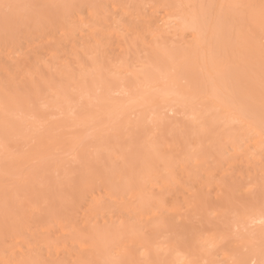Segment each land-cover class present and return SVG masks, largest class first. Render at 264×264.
Segmentation results:
<instances>
[{
  "label": "rangeland",
  "instance_id": "rangeland-1",
  "mask_svg": "<svg viewBox=\"0 0 264 264\" xmlns=\"http://www.w3.org/2000/svg\"><path fill=\"white\" fill-rule=\"evenodd\" d=\"M64 1H65V3H64ZM68 1L67 0H55V2H54V0H53V2H52L51 0H0V44H1L0 48H2L0 51V72H1V74H0L1 75L0 76V97H1L0 98V111H1L0 112V248H1V251H2L3 246H4L3 245L4 243L2 244V242H1L2 241L1 238L3 236L2 234L5 233V231H7L9 229H12V232L14 229V232L16 230V231H21L22 233H25L24 234V241L26 240L25 243L21 241L20 244H19V241H16V242L14 241L15 242L14 245L11 244V243H13V240H11V242L7 241L6 242V245H7L6 252L2 256L0 255V264H17L21 260L22 261L20 263L22 264V263H24L23 258H25L24 264H26V263L27 264L28 263L35 264L36 259L38 261L36 264L51 263L52 259L50 261L49 259H47V256L43 255L44 253L49 252L48 246L51 247L50 251L58 252L59 254L60 253L62 254V255L60 254L59 255L60 258H58L59 261L61 260V264H63V263L64 264H66V263H68V264L73 263L74 264L73 259L78 258V260L75 263V264H77L80 259H82V261L86 260V257L84 258V255L81 251V246H80V248L78 246L79 242H76V244H74L75 246L77 245L76 247L73 244H71V242H70V244H67V242L69 243V241H70L69 235L72 236L73 234H75L79 231L85 232V231H87V229H91L94 231H96L97 229L98 230H104L101 232H105V230H106V233L110 231L109 236L111 237V235H113V237H111V240H112V238L114 239V237H115V241L112 240V242H114V244L113 243H112V245L110 244L111 250L109 248V244H108V246L106 245L105 251L103 252V254H101L102 256L99 257V263L100 264H103L102 261H104V264H107V263H105V260L108 262V264H118V262H119V264H120V262H121V264L122 263L125 264V261H126V264H127V262L129 263V261H130L129 264H157L160 261H161V263L165 264L166 260H168L167 264H183V262L185 264H188L189 261H191L192 259L194 260L195 258L191 259L189 256V260H188V255L185 254V252H187L186 249L184 252V251H182V248L180 246L179 249L176 248V253H175V247H173L169 250V248H167V244L166 245L164 244L165 242L166 243L171 242L174 239L173 238L174 234L172 235V239H171V232L170 231H172L174 228L175 229L177 227L179 228L180 223H181L180 227H182L183 224H184V227H187L189 225L187 221L184 223V220H186L187 217L191 218L190 219L191 222L193 219L192 223L194 225H197L198 228L202 227V230H203L204 229L203 227L205 226L204 231L207 230V228H206L207 226L209 228V225H211L212 221H214L212 226L216 225L215 222L217 220V225L215 227L213 226V228H217L218 224L221 227L219 226L218 230L215 229L214 231L212 228H211V230L209 228V232L211 234L214 232V234L216 235L215 231L217 230V232L219 234L216 235V239H215V236H213L212 240L213 239L216 240L215 248L216 247H217V249H218V247L220 248V245H218L217 242L219 243V241H220L219 237H220V233L222 232V230H221L222 226H223V229L226 230L225 224H227V226H228V223H231L230 221L233 220V222H234V219H237L239 221V219L238 218L232 219V218H230V216L228 217L227 211H225L223 213L222 210H224V209H221L222 205H220V202H219V204H217V206L219 208V205H220L221 210L217 208V206L215 204L216 200H218V198H216L217 195L215 197V193L217 190L216 188H218L215 186L217 184L213 186L214 189H212V184H211L210 189H212V190H210L209 188L206 189L204 187L205 190L203 193L206 197V198L204 197L206 199V201H205L206 203L204 201L202 202V200H199L201 197L200 196L201 194L199 191L202 189V187H200L201 184H200L199 179L202 180V174L205 172V168H206L207 172H209L208 168L213 167L216 164V162L220 161L219 157H221L222 162L224 161L226 154L224 155L225 157H223L220 154L219 155L217 154L223 148L224 149L221 152H223V151L225 152V150H226L224 147L225 145H226L227 149L229 148V145L227 143L223 146L224 139H223L222 135L223 136L226 135L225 136L226 138L228 136H229L228 138L233 137V136L238 137V135H240L241 132L245 131V129L243 128L244 126H242V123L240 121H238L237 119L236 120L238 122L236 121V123H234V121L231 122L232 124L229 122L225 123L227 121H224L225 119L222 116L220 117L219 115H218V118L216 115V120H217L216 121L215 116H213L215 114H212V116H210V115H208L210 112L207 113L208 111H206L207 116L209 118H211V117L214 118L213 122H211L212 119L209 120L208 117L206 119L209 121H207L205 119L206 113L205 114L203 113V115H204L203 119H205L206 121H201L199 119L198 123L202 124V122H203L202 127H204L205 124H208L207 122H210L209 125H205L206 129L203 128V129H205V133L207 130V133L202 135V133H204V131H203L201 133L202 136H201L199 141H198V139L200 137L199 133L201 131H199V133H198L199 137L196 136L197 138H192V136L194 134H196L198 132L197 130H199V129L197 128V126H198L197 122H194L193 125L191 124L192 123L191 121H193V119L189 118L190 119L189 122H191V123H189L187 121L188 120V114L190 116V113L186 114V112L191 111V114H194V112L192 111V105H190L191 102L189 100L191 99L193 107L195 106L193 108V110L195 111V114H194V118H195L196 113H197L196 117L198 116V112L201 113V111H199L200 107L202 110V106L200 104V107H199V103L202 100L206 101L207 97L202 99L201 101H199V99L197 101L196 99L198 98L197 97L198 93L196 94L194 92L195 95H193V93H192V95H190V94L186 95L187 93H191L190 85L188 87H186V84H185L186 81L184 80L183 76H181L182 71H181V75L176 76V74H178L179 71L178 72L175 71V73H174L173 72L174 69L172 70V68H174L173 61L177 60L176 58H172L173 61H172V63H170L171 66H169V60H166L167 62L162 61V62H164L163 64H162V62H160L161 54H160V56L158 55L156 57V53H159V51L162 50L163 47H165L164 51L169 50V49H166L165 41L167 40V38L164 41L165 44L162 43L163 38L161 39V43L163 44V47H162V44L161 45L159 44V42H160V39H159L158 44L161 46V49L155 50V47H158L157 46L158 44L156 45L153 42H155V40H157V39H154V41L150 42L149 39L152 38V34H150L151 31H150V33H148L149 32L147 29L148 25L143 24L144 20L143 19L140 20V15H139L140 21H138L136 15L142 13L141 11H143V9L148 10V11L150 9H152L153 5L154 6L156 5L157 0H154V1L153 0H150V1L145 0V2H144V0H142V1L141 0H131L133 5H131V1H129V0L128 1L124 0V2H123V0H75V1L70 0L69 2ZM115 1H117V2L122 1V3H120V4L125 6V8L127 7L125 13H124L125 10L122 11L123 9L122 8L120 9L119 7H118V11H117V8H115V6H114ZM163 1L160 0V2L166 3L165 0H163ZM203 1H205V3L202 2L201 0H198V2L195 1L194 3H196L198 6L199 2H201L200 3L201 6L203 4L201 10L205 9L204 12L206 11V13H209L212 10L213 11H219L221 0H215V6L213 4V1L212 2L210 0H207V1L203 0ZM107 2H109L110 5H113L114 9L117 11L116 12L117 14L115 13L114 9H113L114 11L111 10L110 8L107 9V6L109 5V4L106 5ZM147 2H148V5H147ZM189 2H191V0ZM189 2L186 1L185 4L187 3L186 5H188ZM210 2H211V5L213 4V6L210 5ZM69 3L72 5H70ZM99 3L102 5V7L106 8V10H103V8L101 10V8H100L102 15L99 12ZM168 3L176 6L178 3H180V0H179V2H178V0H177V2H176V0H168ZM83 4H85V5H83ZM118 4H119V2L117 3V6H118ZM157 4H158V2H157ZM4 5H10V7L5 8ZM81 5H82V7H81ZM65 6H66V9H65ZM83 6H84V8H83ZM85 6H87V8H85ZM132 6H134V8H136V9H134ZM161 6L163 9L165 8V7H163L162 4L160 5V7ZM204 6H205V8H204ZM94 7L95 8L98 7L99 13H97V12L94 13L95 11H97V9H95L93 11ZM167 7H168V5H167ZM183 7H184V5H183ZM194 7H195V5H194ZM213 7H215V9H213ZM216 7H217V9H216ZM51 8H52V10H51ZM185 8H187V6H185ZM175 9H176V7L174 8V10ZM128 10H130L129 12L132 11L131 14H134V15L133 16L132 15L127 16L128 18H126L125 14L129 13ZM49 11L51 12V15L53 18H54V16L56 17V15H57V17L54 18V21L59 18L60 20H58V22H60V23H58L57 21H55V22L51 21L52 18H51L50 13H48ZM59 11H60L61 16H58ZM71 11H72V13H71ZM104 11H105V13H104ZM187 11H188V9H187ZM225 11H226V9H225ZM28 12H30L31 17H30ZM55 12H58V13H55ZM122 12H123L122 15L124 17V18L122 17L123 20L120 19ZM33 13L38 14V15H35V17H34L36 22L32 16ZM91 13L93 15V19L91 17ZM23 14L27 18L29 15V19L27 20V18ZM68 14H69V17H68ZM70 14H71V16H70ZM76 14L78 17L76 16ZM21 16H24V18H26L25 19L26 21H24L26 23L31 18V22H29V24H31V23L32 24L28 26V23H27L26 24L27 27H25V23H23V21H22V20H24V18ZM47 16L49 17V19H47ZM36 17H38V19L40 18L41 22H40V19L38 21ZM67 17L69 18V20L67 19ZM130 17L132 18V20ZM74 18H76V19H74ZM91 19L95 20V21L93 22ZM133 19H135V20H133ZM115 20H117L118 22H116ZM111 21L112 22L115 21V23L113 22V24H112ZM122 21H124V22L122 23ZM141 21H143V23H141ZM33 22H34V24H33ZM64 22H67V24H65ZM83 22H84V24H82ZM86 22H88V23H86ZM135 22H136V24H135ZM57 23H58L59 27L57 26ZM92 23L93 24L96 23L98 25V26H96L97 29H95V26H94L95 24L93 25ZM38 24H40V25H38ZM60 24H63V25H60ZM81 24L83 27L81 26ZM85 24L87 25L86 28H85V26H86ZM115 24L116 25L118 24L117 25L118 27L117 28L115 27V29H118L119 33L123 31L121 33L122 37L120 38V40L122 42L121 41L120 42L122 43V46H124L123 49H125V52H123V53H126V56H127V52H126L127 47H129V49H132L134 52L135 51L137 52L138 46H139V49L141 48L140 50L138 49L140 52L142 49L148 50L149 48H151V50H154L156 53L153 54V52H152V56H150V54H151L150 52L148 53V51L147 52L145 51L146 52L145 53L142 50L143 52H141L139 54L135 53V57H134V55L132 56V53L134 54V52L132 51V53H131V50L129 52V49H128L129 54L124 59L125 61H123L122 55L124 58L125 54L118 52L120 48L122 50V47L120 46L121 43L119 45L120 48H118V41L119 40L117 41L114 36H113V38L110 37L113 35L111 31L114 28ZM142 24L145 27H143ZM19 25H20V27H19ZM55 25H56V27H55ZM91 25H92L91 28L88 27ZM65 26H67L68 30L71 29L73 32L74 31L77 32V34L74 32L76 35L75 38H73L74 35H72V38L70 39L71 33L68 30H67V32L70 33L69 34L70 36L68 34H66V35L63 34V36H62V34L60 35L61 32L62 33L64 32V30H62V28L64 29ZM22 27H23V29H22ZM47 27L49 28V30ZM52 27H53L54 31L52 30ZM127 27H128V29H127ZM220 27L221 26L218 25V27H216L214 30L212 29L215 32L217 38H219L221 33H223L221 31ZM50 28H51V30H50ZM93 28H94V30H93ZM46 29L48 32L46 31ZM125 29H127V30L132 29L133 32L126 31ZM137 29H138V32L141 33V37L139 35H137V33H138ZM259 29H260V31H258ZM261 29H262L261 27L257 28V31H256V29L254 28L253 31L255 30V32H257V33L251 34V37H252V35H256V36H254V38H256L257 41H259L260 43L264 44V42H263L264 41V28H263V30H261ZM27 30H28V35L26 34ZM29 30H30V32H29ZM40 30H43V32L46 31L45 35L43 34V36H41L42 32L39 35L38 31L40 32ZM55 30L57 31V34H55L56 33ZM92 31H93V34L95 32L96 35L91 37ZM253 31H251V32H253ZM50 32H51V34H50ZM53 32H54V36H53ZM65 32H66V28H65ZM247 32L249 33V31H247ZM259 32H260V34H259ZM86 33H88V35H86ZM144 33H145V35L143 36ZM37 34L39 36H37ZM82 34L86 35V36L84 35L85 39L83 38ZM89 34H90V37H89ZM128 34H129V36H128ZM215 34H214V36H215ZM218 34H220V35H218ZM249 35H250V33L248 34V36ZM47 36L50 37L49 43H47L48 38H49ZM59 36H62V41H64V39H66V36H67L68 40L69 39L70 40L68 41L66 39L68 41V44L64 46V43L66 44V42H67V41H65L62 45H60L61 50L60 51L58 50L59 52H57V54H56L57 56L56 55L53 56L56 52V49L57 48L59 49V45H57V41H56V38L59 39ZM105 36H106V38H105ZM137 36H138V39H137ZM147 36H148V39H147ZM167 36L169 37V35H167ZM167 36H165V37H167ZM214 36H213V39L215 38ZM6 37H7V39H6ZM258 37L260 40L258 39ZM91 38H92V40H91ZM124 38H125V42H123ZM254 38H252V39H254ZM262 38H263V40H262ZM30 39L33 41H31ZM73 39H74V41H73ZM80 39H81V41H80ZM113 39L115 40V42ZM172 39H176V37H174ZM172 39H171V43H172V45H174ZM219 39L221 40V36ZM219 39H218V43H219ZM27 40H28L29 44H27ZM93 41L95 42V44H92ZM215 41H216V38H215ZM215 41L213 40L214 43H215ZM77 42H78V44H77ZM82 42L84 44H82ZM113 42H114V44L112 45ZM116 42H117V44H116ZM136 42H141V44L137 45L138 43H136ZM213 42L212 43L210 42V43L212 44L211 50H213L214 46H215L214 52H215V54L217 53V57H216V55H214L215 60H217V62H219V60L221 59L220 63H222L224 66V64L227 63V57H225V54H223L222 51H220L222 49V46H220L221 49L218 48L219 46L216 49L217 43L213 46ZM58 43H60V42H58ZM74 43H76L75 46H74ZM133 43H135L137 47L134 46V48H133ZM11 44H12V49L14 48L12 55H11V52H9V50H12ZM14 44L17 46L19 45V47L22 46L23 49L21 51L16 50L17 46L15 47ZM20 44H22V45H20ZM52 44H54V46ZM88 44H89V47H87ZM168 44H169V48H170L172 45H170V42ZM35 45H36V47L39 48V50L38 49L36 50L38 53V54L36 53V55H37V57H39V60L36 58L35 53H32L31 58H30L31 55L30 56L28 55L27 49H30V46L31 47L34 46V48H35ZM143 45L145 46V48ZM177 45L180 46L181 42ZM177 45H176V41H175L174 47ZM186 45H188V44L182 42L183 47H185ZM51 46L55 47V50L53 48H51ZM76 46H78L77 50L79 51V53L76 49H72V50H76V52L74 51L75 53L71 50L72 47L76 48ZM82 46H84L83 49H82ZM142 46H143V48H142ZM69 47H70V51H69ZM135 47L137 49H135ZM147 47H148V49H147ZM52 49H53L52 52L54 54L52 52H50ZM180 49H178L179 52H180ZM223 49H224V47H223ZM89 50H90V53H89ZM172 50H174V49H172ZM7 51L9 52L10 56H9ZM19 51H20V53H19ZM33 51H35V49H33ZM91 51L93 53H91ZM181 51H182V49H181ZM217 51L221 52V54L219 55V53ZM71 52H72V56H71ZM87 52L89 53V55ZM29 53H30V51H29ZM41 53L43 55V59H42ZM113 53H114V55H113ZM117 53H118V56L120 58L116 57L115 54H117ZM169 53H171V49H170ZM174 53H177V51H174L173 54ZM182 53L180 52L179 55H181ZM33 54H34V56H33ZM50 54L51 55L53 54L52 56L54 57V59L53 58L51 59ZM61 54H63L62 55L63 57L60 56ZM143 54H145L146 56ZM7 55L9 57L12 56V59H11L12 61H10V62L8 61V58H6ZM27 55L29 56V58L27 57ZM104 55H106V56H104ZM164 55H165V53H164ZM177 55H178V53H177ZM65 56H66L67 60L65 59ZM77 56L79 59L81 58V60H80L81 62L78 61ZM172 56L173 55L171 54V56L169 57V54L167 53L168 58H171ZM111 57H112V60H111ZM133 57H134V59H133ZM149 57H150V59H149ZM153 57H154V59H153ZM163 57L164 56L162 55V58ZM167 57L165 56V59H167ZM35 58L38 61H36ZM135 58H137V60H135ZM28 59H29V61H28ZM157 59H159V60H157ZM165 59L163 58V60H165ZM5 60H7L6 65H5V62H6ZM34 60H35V62H34ZM76 60H77V62H76ZM105 60H106V62H105ZM120 60L122 61V64H121ZM126 60H128V61H126ZM3 61H5V62H3ZM67 61H68V64L66 63ZM132 61H133V63L137 61V63L133 64ZM36 62L38 64H36ZM78 62H79V64H78ZM103 62H104V65H103ZM2 63H4L3 65H5V66L1 65ZM23 63H24V65H23ZM8 64L9 65L13 64L12 74H10V75L8 74L9 72L7 73V71L9 70L7 68ZM112 64H113V66H112ZM125 64H126V68L124 67ZM28 65H29V67H28ZM99 65H101V67ZM154 65L157 67V69H156V67H154ZM162 65H163V67H162ZM81 66H82V68H81ZM114 66H117L116 70H115ZM168 66L171 67L170 72L168 70ZM71 68H72V70H71ZM111 68L113 69V71L111 70ZM138 68H140V69L138 70ZM6 69H8V70H6ZM76 69H77V72H76ZM121 69H122V71H121ZM164 70H165V74H164ZM252 70L254 73L253 72H252L253 74L251 72H249V73L252 74V76L256 74V76L252 77L250 75V77L249 76H248V78L246 77L245 80L243 78L244 82H242V78H241L240 81H238L239 83L235 80V76H237V70H236V72L234 71L233 73L231 71H229V73L230 72L232 73V76H229V77H228V75H231V73L228 74L226 72L227 70H223V71L221 70L224 74H221V72H220L221 75L220 76L217 75V77L219 76L220 80L218 82L219 83L221 82L223 87L222 86L220 87L221 84L219 85V83H218V87L220 89L217 88V90H215V92L220 91V93L218 92L219 97L221 96V94H222V96H223V94H225V101H227V109L229 107L228 104H229L230 100H231V102H234V105L236 103V107H237V101H238V104H240L239 102H241L242 105H245V103H246L248 106L247 108L250 107L246 111V113L251 110L250 113H252V118L254 119L253 116H255V121H257L256 119H260V121L262 120L264 123V119H263V117H264V115H263L264 102L261 101V100H264V68L260 67V69H258V71L254 70V69H252ZM4 71H5L6 76H5V74H3ZM109 71H111V72H109ZM166 71H168L169 74L166 73ZM71 72H73V73H71ZM121 72H122V74H120ZM129 72H130V74H129ZM131 72H133V73H131ZM22 73H23V76H22ZM172 73H174V77H172V75H173ZM183 73L185 75V72H183ZM124 74H125V76H124ZM149 74L152 75V76H150V78H149ZM153 74H155L154 78L156 79V80H154V82H153V79H154ZM179 74H180V72H179ZM69 75L72 76V79ZM145 75H146V77H145ZM158 75H160V77ZM257 75H258V77H257ZM165 76H167V77L171 76L174 79V81H173L174 83L177 79V83L173 84L172 79L165 78ZM12 77L15 78V80H13ZM25 77H26V79H25ZM108 77H110V78L108 79ZM151 77H152V80H151ZM131 79H132V81H130ZM201 79H202V76H201ZM213 79H214V77H213ZM88 80H89V82H88ZM168 80L171 81L170 85H169V83L167 84ZM196 80H197V78H196ZM199 80H200V78H199ZM217 80L218 79H215V81H217ZM246 80H247V82H246ZM140 82H141V84H140ZM155 82H156V84H155ZM165 82H166V84H165ZM179 82L185 84L186 89L190 87L189 92L187 90V93L186 94L183 93L184 94L183 96L180 93L181 91H183V89L182 90L180 89V92H178V90H176L177 84H179ZM203 82H204V80H203ZM211 82H212V80H211ZM120 83H121V85H120ZM138 83H139V88H136L138 86ZM150 83H151V85H150ZM194 83L196 84V82H194ZM198 83H201V81H199ZM234 83H235V85L238 84V88L240 89V93H239L238 89H237L238 92L237 93L235 92L236 91L235 87H233ZM112 84L115 88L112 87ZM163 84H165V85H163ZM230 84L232 85V91H231V85ZM2 85H3V87H2ZM140 85H142V86L146 85V86L141 87V91H139ZM162 85L164 87H162ZM202 85H203V83H201V85L198 84V86H202ZM213 85L215 86V84H213ZM86 87H88L87 88L88 91L90 90L89 92L87 91ZM179 87L182 88V86H179ZM210 87H211V84H210ZM247 87H248V89H247ZM249 87H250V89H249ZM57 88H59V89H57ZM97 88H98V90H100L99 92H98ZM143 88L145 90H142ZM155 88H157V90ZM55 90H56V92H55ZM135 90H136V93H135ZM171 90H173V92ZM184 90H185V88H184ZM192 90H194V89H192ZM243 90H245V91H243ZM65 91H66V93H65ZM93 91H95L94 95H93ZM125 91H126V93H125ZM168 91H170V94L174 95L173 96L174 98L176 95V98L180 99L181 102H183L182 97H185V99H187V102L190 103L189 104L190 108L189 109H188V107L186 108V104H187L186 103L184 105V107L187 110H185V108H183V106H182V109L185 112L182 111V109L180 110L181 107L179 105H181V103L179 101H177L176 99H175L176 100L175 102H177V104L179 103V105L176 104L178 108L174 105L175 102L172 103L174 106H172L170 104H169L170 106H167L166 103H167L168 99H165L166 102L163 100V98L166 96V93L163 94L162 92H168ZM70 92L72 93V95L74 94L73 98H72V95L70 94ZM77 92H79L80 94L81 93H83V94L80 95ZM159 92L165 96L162 95L163 96L162 97L161 94L159 95ZM184 92H186V91H184ZM213 92H214V90H213ZM213 92H212V88H211V92H209V93H211L213 95ZM227 92H230V94H228ZM200 93L203 95L205 94L202 92H200ZM233 93H234V96H235V94H237V98L235 96V97H233V100H232L231 98L233 96ZM51 94H52V96H51ZM56 94H57V97H56ZM75 94H76V96H78L77 99H76ZM13 95H14V100L12 99ZM61 95H64L63 99H62ZM158 95H159V98H160V96L162 97V99H160V102L161 101H164V102H161L162 104L161 103L158 104V101H157V104H155V106H153L154 105L153 102L156 100V97ZM206 95L208 96V94H206ZM193 96H195V97L193 98ZM51 97H52V99H51ZM137 97H138V99L143 97L144 99L147 100V102L153 104L151 111L150 112L148 111V116L146 115L147 114L146 112L148 109L146 107H145L146 111L144 112V114L146 113L145 114L146 117H143V114H141L144 111L143 103L145 101L144 102L141 101L143 106L142 107L139 106L140 109L139 108L135 109V106L138 107V104L141 103L140 100L138 103ZM154 97H155V100H152V98L154 99ZM169 97L171 99V96H168V98ZM239 97H240L241 101H240ZM254 97H256V98H254ZM64 98H65V101H64ZM71 98H72V100L70 102ZM97 98H99V99L97 100ZM201 98H202V96H201ZM208 98L210 100V97H208ZM128 99H129V101L131 99L132 103L126 104L127 102H129ZM218 99L219 98L217 97L216 100H218ZM222 99H224V97L221 98V103H222ZM235 99L237 101H235ZM10 100H12V102ZM61 100H63L64 104H63V102H61ZM114 100H115V102H114ZM24 101L27 102L26 105H25ZM99 101L102 103L101 105H100ZM111 101H113V104L111 103ZM193 101H194V103H193ZM107 102H109V104L111 106L108 105ZM223 102H224V100H223ZM10 103L12 105H9ZM154 103H156V101ZM197 103H198V105H197ZM214 104L215 103L210 104L211 106H209V108L207 106V110H210V108L213 109L212 105H214ZM44 105H45V107H44ZM98 105H99V107H98ZM146 105H147V103H146ZM182 105H183V103H182ZM217 105L218 104L216 103V106ZM10 106H12V107H10ZM130 106H132V107H130ZM171 106H172V108L170 110V108H168V107H171ZM224 106H225V103H224ZM238 107H240V105H238ZM9 108H12V109H9ZM96 108H98L99 111H97ZM105 108H107L106 112H105ZM149 108H151V107H149ZM216 108H218V107H216ZM224 108L222 110V106H221L222 112L227 111V110H224ZM240 108L243 109V107H240ZM141 109H143L142 112H140ZM175 109H177V110H175ZM203 109H204V107H203ZM218 109H215L216 114H218V112L220 111V109L219 110ZM230 109H231V106L229 107V110ZM233 109H234V107H233ZM107 110H108V112H107ZM237 110L238 109H236V111ZM243 110H244L243 112H245L246 108H244ZM59 111H60V113H59ZM239 111H241V110H239ZM61 112H62V114H61ZM63 112H64V114H63ZM71 112H73L72 115H71ZM151 112L153 113V116L151 119V121L153 123H152V125H150L149 124L150 121L148 120V121H146V124H145L144 119L146 120V118H148L149 115H151V114H149ZM211 112H212V110H211ZM69 113H70V115H69ZM184 114H185V116L187 115L186 116L187 118L184 116ZM220 114H222V113H220ZM260 114H261V116H260ZM114 115H115V117H114ZM141 115H142V117H141ZM160 115H163V116H160ZM203 115H202V117H203ZM80 117H81V119H80ZM104 117H105V120L103 119ZM171 117H172V119H171ZM176 117H177V119H176ZM178 117H179V119H178ZM221 118H223V119L218 120ZM84 119H86L87 124H85L86 121H85V123H83ZM153 119H155V120H153ZM245 119H246V117H245ZM253 119H250L249 121L253 122ZM103 120H104V122H103ZM141 120L144 121L143 125L141 124L142 123ZM163 120H164V122H163ZM247 120H248V117H247ZM78 121H80L81 123ZM98 121H100V122H98ZM173 121H175V122H173ZM214 121H216L218 125ZM108 122H110V123H108ZM204 122H206V123L204 124ZM78 123L83 125L82 128H81V126H77V125H79ZM238 123H239L241 129H240ZM258 123H259V120H258ZM153 124H154V126H153ZM185 124H186L185 127H187V129L184 127ZM226 124H228V125H226ZM234 124H235V126H234ZM5 125H6V127H5ZM110 125L111 126L114 125V126L111 127ZM162 125H163V127H162ZM166 125H167V129H166ZM181 125H183V127ZM100 126H101V128H99ZM160 126H161L162 131L159 130ZM189 126H190V128H189ZM217 126H218V128H217ZM144 127H145V129H144ZM231 127H232V129H231ZM1 128L5 129V131ZM183 128H184V131L181 132V137H182V135H185L187 138L185 137L186 141H184V139H183L184 143L183 144L181 143L183 145V149H182L183 153L178 154V153H181L182 145L180 144V141L179 142L172 141V136H174L177 133H180V131L183 130ZM200 128H201V126H200ZM225 128H226V130H225ZM71 129H73V130H71ZM100 129L102 132L100 131ZM106 129H107V131H106ZM176 129H177V131H176ZM238 129H240V130H238ZM165 130H166V132H165ZM168 130H169V133H168ZM127 131H128V133H127ZM112 132H113V134H112ZM125 132H126V134H125ZM156 132L158 134L157 139H156V137H157ZM213 132H214V134H213ZM221 132H223V134ZM68 133H70L71 135H69ZM103 133L105 136H103ZM161 134H162V136H161ZM14 135H15V137H14ZM111 135H112V137H111ZM67 136H69V138ZM71 136H72V138H71ZM178 136H177V138H178ZM217 136H218V138H217ZM145 137L147 138V140ZM163 137H165L164 141H163ZM168 137H169L170 141L168 140ZM194 137H195V135H194ZM118 138H119V140H118ZM183 138H184V136H183ZM94 139H95V141H94ZM158 139L160 142L158 141ZM188 140H189V142H188ZM193 140H195V141H193ZM203 141H204V143H203ZM175 143H176V145H175ZM151 145L153 147H151ZM155 145H157V146H155ZM177 146H178V149L180 151L177 150L178 152L175 153L173 150L174 149L176 150ZM207 146H208V148H207ZM204 147H205V149H204ZM72 148L75 152L72 151ZM74 148H76V149L78 148V151L75 150ZM100 148H101V150H100ZM137 148H138V151H137ZM134 149H135V152H134ZM139 149H140V151H139ZM70 150H71V152H69ZM163 150H164V152H162ZM187 150L189 152H187ZM191 151H192V153H191ZM77 152H79L78 155H77ZM224 152L221 154H224ZM154 153H157L156 160H154V157L156 155V154L153 155ZM205 153H207V154L205 155ZM164 154H166V155H164ZM185 155H187V157ZM227 156L228 157H226V159L229 158L228 154H227ZM78 157H79V159H78ZM161 157H163V158H161ZM198 157H199V159H201V158L203 159V161H202L203 166H202V168H200V166H199L200 169L198 170L199 172L200 171L201 172L198 174L196 172L197 176H199L198 178H196V180L194 179L193 174H192L193 179L190 182H188L186 184L187 181L185 180V184L187 185V187H182V186L179 187V192H178L177 198H178V200H180V206H179L180 208L179 207H178V209L176 208L178 210V212H176L177 213L176 217H174L172 219L173 224L170 221L171 226L168 223L169 217L166 216L167 219H165L166 217L165 218L162 217L164 221L162 220V218H160L161 220H159V221H161V222H160V224H158L159 229L162 228L161 231L159 229H156L154 231V234L151 235V234H149V229H151L152 226L149 225L150 228L147 226V228H149V229L144 227L145 224H148L147 221L146 222L144 221L145 224L142 222V224H144V225L140 224V228L142 226L144 228L139 230V228L137 227L138 224L136 225V222L134 221V219L132 221H134L135 224L133 222H131V223L129 222V224L126 222L125 224H123V221L121 219V221H122L121 223L124 226V228L127 225L126 228H128V230L125 229L126 231L124 230V228L122 226L120 227V223H119L120 218H117L118 222L115 220H114L115 222H113V219H115L117 217V215L121 218L125 216L124 219L125 220L127 219V221H128L130 214H128L129 211H127V209L130 210L132 207V206H129V203L133 204L132 200H130L131 195H132L131 192L133 193L134 196H136V199L139 200V198H140V200H141V202L138 200H137V202H135V203H137V207L139 204L143 205V203L145 205H146V203H148L151 206V205H153V203L151 204L152 198H153V202H155V201L159 202V200H158L159 196H160V201L161 202L163 201L161 205L164 207V210L165 209L168 210L169 207L171 206L170 205L171 204L170 201L172 200L171 198H173V202L175 203V205H179V202L177 200H176L177 203L175 202V199H176L175 193H173L172 190H171L172 193L167 192V188H168V191L170 188L166 187V186H169V184L172 182V181H170L171 179L167 175L168 173H169V175L171 174V167L169 169L170 163H173L172 165H174V163H176V166L179 164L177 167H175V165H174V167L176 169L175 170L176 174H177L176 171H178L177 169L180 167V164H181L182 169L180 171L182 174L184 165L190 164L193 166V164H194L195 167H196V165H198L197 161H196L198 159ZM14 158H15V160H13ZM76 158L78 159V161L80 163L76 160ZM160 158H161V161H160ZM184 158L187 159V161H185L186 163H184V165H183V162H184L183 159ZM10 159H11V161H10ZM193 159H195V161ZM215 159H216V161H215ZM81 160L83 163L81 162ZM95 160L96 161L98 160V164H97V162L95 163ZM188 160H190V162H191V160H193V162L188 163ZM234 160L232 158V161H234ZM181 161H182V163H181ZM213 161H214V163H213ZM228 161H229V159H228ZM228 161H227V165H228ZM232 161L230 162L231 166L234 163V162L232 163ZM236 161H239L241 163L240 157L236 158ZM127 162H129V163L127 164ZM198 162L200 163L201 161H198ZM242 162H243V160H242ZM122 163H123V165H122ZM155 163H156V165H155ZM158 163H159V165H158ZM230 163H229V165H230ZM119 165L121 168L119 167ZM227 165H224V168L226 167L225 169L229 170V167H228L229 165L228 166ZM243 165H244V167L242 166V163L240 164V166H237V164H236L230 170L232 172V170L235 169V173L237 172L236 170H238V171L244 170V169H246L245 166H247V164L245 165V163H243ZM248 166H250V165H248ZM132 167H134V169H132ZM155 167H156V169H155ZM191 167H188V168L190 169ZM74 168L76 169V172L74 171L75 170ZM84 169H85V171L87 170V172L89 171V174H92L90 176L92 178H94L95 183H93V190L95 191V193L90 191V189L92 190V188H91L92 186L90 187V189H88L87 187H77V185L79 186L80 184H82L83 180L85 179L84 176L86 174L84 175V173H85ZM140 169H141V172L139 173ZM166 169H169L170 171H168V173H167ZM172 169L174 171L173 167H172ZM247 169H248V167H247ZM247 169H246V171H247ZM111 170H112V172H111ZM186 170H187V168H186ZM186 170L184 173H186ZM191 170H192V168H191ZM252 170H253V168H252ZM126 171H128L129 173H126ZM81 172H84V173H82V175H81ZM187 172H189V170H187ZM214 172H216V171H214ZM214 172L211 171V174L208 173L206 176H209V179H212V177L214 176L213 178L216 181L217 177H219V176L215 177ZM79 173L81 176L79 175ZM145 173H147V175H148L146 181H145V179H146ZM175 173L173 174L174 178H175ZM178 173H179V171H178ZM126 174H128V175H126ZM142 174H144L143 177H141ZM194 174H195V172H194ZM190 175H191V173H190ZM204 175H205V173H204ZM204 175H203V179H204ZM228 175L232 176V175H234V173L231 175V173L228 172ZM78 176L80 178H78ZM87 176H88V173H87ZM171 176L172 175H170V177ZM177 176H178V174H177ZM185 176H186V174H185ZM210 176H212V177L210 178ZM139 177L141 180L139 179ZM152 177H153V179H152ZM173 177H171V178H173ZM81 178H82V181H81ZM166 178H169L168 185H167V182L165 181L166 182L165 183L163 180ZM178 178H179V176H178ZM87 179H88V177H87ZM99 179H101L100 183H102V181L106 182V180H107L110 187H108V185H106L105 182H104L105 186L101 187V186H103V184L100 185ZM197 179L199 181H197ZM206 179H208V178L206 177ZM109 180H111V181L109 182ZM155 180H156V182H155ZM180 180H181V178H180ZM92 181H93V179H92ZM131 181H133V183H131ZM192 181H193V184H192ZM194 181H195V184H194ZM74 182L76 184L75 185L76 187H74ZM78 182H79V184H78ZM86 182H87V180H86ZM88 182H90L92 184V182L90 180H88ZM129 182H130V186H129ZM153 182L159 183V184L161 182L162 187H160V186L159 187L164 192L160 193L159 187L158 186L156 187V185H153L154 184ZM216 182H218V181H216ZM70 183H71L72 187L70 186ZM149 183H152V185L154 186L155 189L153 188V190L155 191V193L151 191L152 188L150 189ZM201 183H203V180ZM208 183H209V181L207 182V184ZM97 184H98V186H97ZM132 184H133V186H132ZM138 184L141 185L143 188L140 189ZM144 184L147 185L149 188H147V186L145 187ZM199 184H200V186H199ZM115 187L117 188V190L115 189ZM131 187H132V189H131ZM85 188L87 189V191ZM171 189H172V187H171ZM83 190H84V192H83ZM103 190H106L107 193H109V190H112V192L114 190L113 194L114 195L116 194L115 198H114V195H112L111 193H110V195H107V193H105V191H103ZM124 190H125V192H124ZM139 190H141V191H139ZM156 190H157V192L159 190V192H158L159 196H157ZM176 190L178 191V187L176 188ZM214 190H215V193H214ZM98 191H100V192L98 193ZM117 191H119L118 196H117ZM129 191H130L131 195L130 194L127 195V193H129ZM133 191L134 192L136 191L137 194H135ZM138 191L140 192V195H139ZM174 191H175V189H174ZM194 191L197 194H198V192L200 194V195L198 194V196H200V197L197 199L198 200L197 204L199 205L201 203V205L198 206V210H199V212L203 211L200 214H198L199 213L198 210L197 211L192 210V205H193V209L194 208L197 209V204L194 207V203H196L195 198H197V196L194 194ZM202 191H203V189H202ZM82 192L84 193V196H83ZM86 192H87V198L85 197ZM241 192H243V191H240V193ZM90 193H91V196H90ZM123 193H125V195ZM163 193H164V196H163ZM237 193L235 194V196L237 198L239 197L238 198L239 201H241V198H242V200H243V201H241V203H242V202H244V199H246L245 202L249 201L250 198L252 197L249 195L250 194L255 195L257 193V191L253 190L250 194H248V192H247V194H246L247 196L245 194L244 195L241 194L242 197L238 196V194L240 195V193H238V194ZM245 193H246V191H245ZM120 194L121 195L123 194V196H121ZM143 194H145V197L143 196ZM126 195H127V197H130L129 199H127V201H126ZM146 195H148L149 197H147ZM173 195H174V197H173ZM194 195H195V197H194ZM219 195L221 197V194H219ZM96 196H97V198H96ZM162 196L165 197L164 198L165 200H162L163 199ZM109 197H112V198H109ZM118 197H120L121 199L119 198V200H118ZM143 197H144V199H143ZM243 197H244V199H243ZM261 197L262 198L264 197V191L261 192ZM93 198H95L94 202H93ZM98 198H99V200H97ZM148 198L149 199L151 198V200L149 201ZM181 198H182V201H181ZM204 198L201 197V199H203V200H204ZM237 198H236V200H237ZM115 199H117V200L115 201ZM213 199H214V202H213ZM247 199H249V200H247ZM120 200L122 201V203ZM123 200H125V201H123ZM129 200H130V202H129ZM165 201H166V203H165ZM263 201H264V198H263L262 202ZM185 202H187V203H185ZM123 203L126 205L125 206L126 211L124 209V214L122 213L123 212L122 210L124 208ZM188 203H189V207H187ZM208 203H209V205H208ZM90 204L91 205L93 204V205L90 207ZM97 204L99 205L98 207H97ZM159 204H160V202H159ZM167 204H168V208H167ZM203 204L206 208H203ZM94 205L97 208L93 207ZM100 205H101V207H100ZM133 206H134V204H133ZM182 206H183V208H182ZM211 206L215 207V210L213 209V207L210 210L209 207H211ZM137 207L134 210H137ZM120 209H121V211H120ZM132 209H133V207H132ZM216 209L218 212L216 211ZM90 210L92 212H90ZM179 210H180V212H179ZM190 210H192V211H190ZM209 210H210V212H211L210 214L212 216L210 214L208 215ZM169 211H171V210H169ZM263 211L261 212L262 214H263ZM120 212L124 216H121ZM204 212H205V215H208V218L206 216H203L204 218H202V213H204ZM216 212H217V215H215ZM92 213H93V215H92ZM161 213H164V211L163 212L161 211ZM165 213L167 214V212H165ZM213 213H214V215H213ZM219 213L221 216L218 215ZM233 213L235 214L236 212H233ZM192 214H193V217H190V216H192ZM224 214H226L227 217L229 218V221L226 223L224 222V220H225L224 217H226V215H224ZM126 215H127V217H126ZM184 215H185V217H184ZM222 215H223V218H222ZM114 216H116V217H114ZM194 216H195V219H194ZM111 217H113L112 221L110 220ZM231 217H233V215ZM234 217H237V214H235ZM177 218H178V220H176ZM209 218L211 220L210 223H208V221H210V220H208ZM228 218H226V220ZM199 219H204L203 221L205 222V224L202 223L203 224L202 225L200 223V222H202V220L200 221ZM108 220H110L111 222ZM150 220H151V218H150ZM150 220H149V222H150ZM155 220L154 221L152 220V221L155 222ZM166 220H168V221H166ZM170 220H171V218H170ZM220 220H221V222H220ZM250 220L248 221V224L245 225V227H247V229H245V227H242L243 232L242 231L240 232L241 228L238 230V227H241V225L239 223V226H238L237 222H236L237 228H236L235 224L232 223L231 225H232L233 229L229 225L228 228H230V229H227L228 233L226 232V234H225V230H223L224 235L221 233L222 234L221 236H225V237L227 236V238L225 239V241H223V243H221V241H220V244H223V248H224V245L226 246V241L232 239L231 241H235L234 246H232L233 242L229 244L227 241L228 248L226 250H228V251L230 249L234 250V247L236 248V245H237V242H236L237 238L236 237H238L239 235L241 236V234L245 235L246 232H249L248 235L252 236L254 233L252 231V233L250 234V231H248V228H250V230L251 229L254 230V227H255V230L256 229L259 230V226H261L262 224L264 225V222H257V221H250ZM156 221L158 223V219ZM249 222H251V224H249ZM117 223H118V225H117ZM138 223H140V221H138ZM164 223H166L167 225L169 224L167 227V230H165L166 224H164ZM220 223H223V224H220ZM101 224L103 226H101ZM108 224H110V225H108ZM115 224L117 225L116 227H115ZM163 224L165 227L163 226ZM241 224H243V223L241 222ZM255 224H256V226H255ZM106 225H108V226H106ZM134 225H135V228H134ZM152 225H153V223H152ZM175 225L176 226L178 225V226L176 227ZM98 226L100 227V229ZM121 228L123 229V231L121 230ZM27 229H29V230H27ZM129 229H130V231L132 229V233H134L135 229H136V231L139 230V231H137V233H144V235H145L144 238L142 239L143 234H139L140 237L137 234L132 235L129 232ZM219 230H220V232H219ZM230 230H232V231L229 234ZM116 231H118L119 233L121 232L120 237H118L119 233L117 232V234H118L117 235ZM175 231H173V233H175ZM260 231L262 234V230H260ZM9 232L7 231V233H9ZM126 232L127 233L129 232L131 235L130 234L126 235L127 234ZM167 232H169V233L167 234ZM123 233H124V235H123ZM157 233H159V234H157ZM214 234H212V235H214ZM155 235H156V239L154 237ZM132 236H133V238H132ZM147 236L149 237L148 241H147ZM256 236H257V233H256ZM110 237H108V241H109ZM116 237H118V241H116ZM263 237H264V235H263ZM151 238L153 239V243H152ZM233 238H235V240H233ZM240 238L241 237H239V240H240ZM66 239H69V241ZM169 239H171V241ZM56 240H57V242H56ZM61 240H64V241L66 240V242H65L66 245H64V246L62 245L63 247L61 246V244H63L64 241H61ZM143 240L145 241L144 242V248L145 249L142 247L143 244L141 245V248L139 246V243L141 244ZM239 240L237 239L238 242H239ZM262 240H264V239H262ZM150 242H151V244L149 246ZM211 242H214V241H211ZM255 242H258V241H255ZM262 243H263V245L260 244L259 248H257V246H256L255 250H259L261 255L264 257V250H263L264 249V242H262ZM103 244H105V242ZM240 244H241V242H240ZM243 244H245L244 240H243ZM255 244H257V243H255ZM80 245H82V244H80ZM118 245H119V247H118ZM136 245L139 246V249H138V246H136ZM162 245H165V246H162ZM170 245L172 246L173 243L171 242ZM239 245H237V246H239ZM251 245L254 248V244L251 243ZM46 246H47V251L45 249ZM73 246L75 249L73 248ZM114 246H115V248H114ZM126 246L128 248H126ZM176 246L178 247V245H176ZM241 246H239L240 249L242 248ZM147 247H150L153 252L151 250H149V248L147 249ZM158 247H160V248H158ZM245 247H246V244H245ZM72 248L74 249V253H73V255H69L72 257V258L69 257L70 260L68 259V255H67V257H66L68 259V261H67V259H65V257H64V256H66V254L63 253L62 251L68 252V254H69V252ZM108 248H109V250H108ZM113 248H114V250H112ZM249 248H251V246H249ZM43 249L45 252L43 251ZM73 249H72V251H73ZM116 249H117V251H116ZM142 249L145 251H143ZM243 249H244V247H243ZM243 249H242V251H243ZM246 249L248 250V245H247ZM119 250L121 252H119ZM123 250H125V251H123ZM137 250H139V251H137ZM140 250L143 251V253ZM146 250H147V252H146ZM215 250L214 249H213V251L211 250L212 251V253H210L211 259L212 258L214 259L215 255L213 254V252H215ZM22 251L24 252L23 254H22ZM113 251H114V254L112 253ZM128 251H129V253H127ZM169 251H171V252L174 251L175 254L179 253L178 255H180V256H181V254L182 255L184 254V256L186 255V257H184V256L180 257L179 256L178 258H180L179 259L180 261L177 262L178 260L175 258V254L173 253L172 256H169ZM208 251L210 252L209 249H208ZM228 251H226V253ZM259 251H258V254H260ZM76 252L78 254H76ZM79 252H81L80 255H79ZM106 252H107V254H106ZM125 252H126V254H125ZM163 252H164V255H163ZM253 252H255V254H256V251H254V249H253L252 253ZM40 253L43 256H41ZM104 253L106 256L104 255ZM222 253H224V252L222 251ZM0 254H2V253L0 252ZM129 254H130V257H129ZM207 254L203 253V255L205 257L207 256ZM235 254H236V252H235ZM235 254H233V255H235ZM114 255H116V256H114ZM226 255L229 256V255H231V253L228 252ZM109 256H110V259H109ZM262 256H261V258H262ZM57 257L58 256L54 257V260H53L54 262H55V260H57ZM111 257L114 258L113 262L110 261ZM160 257H161V259H160ZM162 257L165 258L166 260L163 259ZM258 257L260 258L259 255H258ZM123 258H125L124 261H123ZM215 258H216V260L214 259L215 263L220 264V262L219 263H217V262L223 261L226 257L223 256V259H222V257L220 256L217 259V256H216ZM231 258H233V256ZM235 258L236 257H234L233 260ZM26 259L29 261L26 262ZM63 259H65L66 261L63 262ZM101 259H102V261H100ZM175 259H176V261H175ZM171 260H172V262H171ZM228 260H230V258L226 259L227 262H228ZM233 260H230L229 263L231 264V262ZM96 261H98V260H96ZM262 262H264V258H263V260L261 259V264H262ZM57 263L55 262V264H57ZM210 263H211V261H210ZM259 264H260V262H259Z\"/></svg>",
  "mask_w": 264,
  "mask_h": 264
},
{
  "label": "bare ground",
  "instance_id": "bare-ground-1",
  "mask_svg": "<svg viewBox=\"0 0 264 264\" xmlns=\"http://www.w3.org/2000/svg\"><path fill=\"white\" fill-rule=\"evenodd\" d=\"M52 2H53V0H51ZM68 1V0H67ZM70 1V0H69ZM68 1V2H69ZM75 1V0H74ZM128 1V0H127ZM129 1H131V0H129ZM142 1V0H141ZM147 1V0H146ZM150 1V0H149ZM154 1V0H153ZM163 1V0H162ZM166 1V3H162V2H160V0H157V2H158V4H157V2H156V5L154 6L153 5V8L152 9H150L149 11L148 10H144L143 9V11H141L142 13H140V14H137L136 16H137V20L138 21H140V20H144V23H143V21H141V23H143L144 25L145 24H147L148 25V27H147V29H148V33H150V31H151V33L150 34H152V40L151 39H149L150 40V42H152V41H154V39H157V40H155V42H153L154 44H158V40L160 39V42H159V44L161 45L162 43H164V41L166 40V38H167V40L165 41V43H166V49H169V50H166V51H164V48L165 47H163V44H162V47H163V49L162 50H160L161 49V46L158 44L157 46L158 47H155V50H160L159 51V53H156L154 50H151V48H149L148 49V47H147V49L148 50H144V49H142L144 52L146 51H148V53L150 52L151 54H150V56H152V52H153V54H155L156 53V57L159 55L160 56V54H161V60H160V62H162V61H164V62H167L166 60H169V66H171V64L170 63H172V61H173V59L172 58H176L177 60H174L173 61V65H174V68H172V70H173V72L175 73V71H179L180 72V74H179V72H178V74H176V76L177 75H181V71H182V75L181 76H183V78H184V80L186 81H184L185 82V84H186V87H188L189 85H190V87H191V93H187V90H188V92H189V89H190V87L189 88H187L186 89V87H185V84H183V83H180L179 82V84H177V87H176V90H178V92H180V89L182 90L183 89V91H181L180 93L182 94V96L184 95L183 93H187L186 95H192V93H193V95H195V93L197 94V101H198V99H199V101H201L202 99H204V98H206V101H204V100H202L200 103H199V107H200V104H201V106H202V110H201V107H200V110L199 111H201V113H199L198 112V116L196 117V115H197V113H196V115H195V118H194V114H195V111L193 110V108L195 107H193V104H192V100L190 99L189 101L191 102V104L189 103V102H187V99H185V97H182L183 98V102H181V100L180 99H177L176 98V95H175V98L173 97L174 95L173 94H170V91H168V92H162L163 94H165L166 93V96L165 95H163L162 93H160L159 92V95L161 94V96L163 95V96H165L164 98H163V100L165 101V99H168V101H167V103H166V105L167 106H170V105H172V106H176L177 107V105H179V103L177 104V102H175L176 100L177 101H179L180 103H181V105H179L181 108H180V110L182 109V106H183V108H185L184 107V105L186 104V108L188 107V109L190 108V106H189V104L190 105H192V111L194 112V114H191V111L189 112H186V114H188V113H190V116H189V114H188V122H189V120L190 119H193V121H191V122H189V123H191L192 125L194 124V122H197L198 123V121H199V119L201 120V121H206L207 119V113H209L208 115H210V116H212V114H215V115H213V116H215V120H216V115H217V118H218V115L221 117H223L225 120L224 121H227V122H225V123H231V122H233L234 121V123H236V121L238 120V121H240L241 123H242V126H244L243 128L245 129V131H243V132H241L240 133V135H238V137L237 136H233V137H230V138H226L225 136L226 135H222V137H223V139H224V144H223V146L227 143L228 145H229V148L227 149L226 148V145L224 146L225 147V149L227 150H225V152H224V154H221V153H223V152H221V151H219V153H217L218 155L220 154V155H222L223 157H225L224 155L226 154V157H228L227 156V154L229 155V161H228V159H226V157H225V159H224V161L222 162L221 160V157H219V160L220 161H218V162H216V164L213 166V167H209L208 168V171L209 172H207V170H206V168H205V175H204V173L202 174V180H203V183H201L202 182V180L201 179H199L200 180V184H201V186H200V184H199V186L200 187H202V189H203V191H202V189L199 191L200 192V194H199V192H198V194L202 197V198H204L205 197V195H204V190H205V188L207 189V188H209L210 189V186H211V184H212V189H214L213 188V186L214 185H216L215 187H218V188H216L217 190H216V193H215V190H214V193H215V197H216V195H217V197L216 198H218V200H216V206H217V204H219V202H220V205H222L221 206V209H224V210H222V212L224 213L225 211H227V213H228V217L230 216V218H232V219H234V218H238L239 219V221L237 220V219H234V222H233V220L232 221H230L231 223H228V226L230 225L231 227H232V223L233 224H235V226H236V228H237V225H236V222H237V224H238V226H239V223H240V225H241V227H238V230L241 228V230H240V232L242 231V227H245V225L246 224H248V221L250 220V221H257V222H264V201L262 202V200H263V198L261 197V192L262 191H264V123H263V121L261 120L260 121V119H256L257 121H255V116H253L254 117V119L252 118V113H250V111L249 112H247L246 113V111L250 108H247L248 106H247V104L245 103V105H242L241 104V102H239L240 104H238V101L235 99V101H237V107H236V103H235V105H234V102H231V100H230V102H229V107L231 106V111L229 110V107H228V109H227V101H225V94H223V96H222V94H221V96L219 97L218 96V94L220 93V91H216L215 92V90H217V88L218 89H220L219 87H218V81L220 80V78H219V76L221 75V74H224L222 71L223 70H227L226 72L228 73V74H230L231 72L233 73L234 71L236 72V70H237V76H235V80L238 82V81H240V79L242 78V82H244V80H245V78L247 77L248 78V76L250 77V75L252 76V74L254 73L253 72V70L252 69H254V70H256V71H258V69H260V67H262V68H264V44H262V43H260L259 41H257V39L256 38H254V36H256V35H252V37H251V34H256L257 32H255V30L253 31V29L255 28L256 29V31H257V28H262L261 30H263V28H264V14H262V8H264V0H221V2H220V7H219V11H211V12H209V13H206V11L204 12V10H201V8H202V6H203V4H202V6H201V2H199V4H198V6H197V4L196 3H194L195 1L196 2H198V0H191V2H189L190 0H180V3H178L176 6L175 5H171L170 3H168V0H165ZM189 2L188 3V5H186L185 4V2ZM202 2H204L205 3V1H203V0H201ZM207 1V0H206ZM211 2L213 1V4H214V6H215V0H210ZM54 2H55V0H54ZM82 2V1H81ZM117 1H115L114 3H115V8H117V11H118V7L121 9H123L122 11H124V13L126 12V9H127V7L125 8V6H123V5H121L120 3H122V1H118L119 2V4H118V6H117V3H116ZM123 2H124V0H123ZM126 2V1H125ZM144 2H145V0H144ZM154 2V3H155ZM164 2V1H163ZM176 2H177V0H176ZM178 2H179V0H178ZM211 2H210V5H211ZM64 3H65V1H64ZM127 3V2H126ZM163 5V7H165L164 9L162 8V6L160 7V5L161 4ZM70 4V3H69ZM81 4V3H80ZM107 4H109L108 6H107V9L108 8H110L111 10H113L114 9V7H113V5H110V3L109 2H107L106 3V5ZM213 4L211 5V6H213ZM217 4V3H216ZM70 5H72V4H70ZM77 5V4H76ZM83 5H85V4H83ZM101 4L99 3V12H100V14H101V10H102V8H103V10H106V8H104V7H102V5L100 6ZM131 5H133L132 4V1H131ZM147 5H148V2H147ZM158 5V6H157ZM167 5H168V7H167ZM183 5H184V7H183ZM194 5H195V7H194ZM218 5V4H217ZM233 5H243L244 7H232ZM57 6V5H56ZM123 6V7H122ZM171 6V7H170ZM179 6V7H178ZM185 6H187V8H185ZM191 6V7H190ZM201 6V7H200ZM223 6V7H222ZM74 7V6H73ZM81 7H82V5H81ZM133 8H134V6H132ZM160 7V8H159ZM176 7V9L174 10V8ZM53 8V7H52ZM52 8H51V10H52ZM83 8H84V6H83ZM85 8H87V6H85ZM100 8H101V10H100ZM185 8V9H184ZM192 8V9H191ZM200 8V9H199ZM204 8H205V6H204ZM65 9H66V6H65ZM68 9V8H67ZM95 9H97V11H95L94 13H99L98 12V7L97 8H93V11L95 10ZM134 9H136V8H134ZM187 9H188V11H187ZM213 9H215V7H213ZM216 9H217V7H216ZM225 9H226V11H225ZM115 10V9H114ZM113 10V11H114ZM131 10V9H130ZM130 10H128V12L130 11ZM142 10V9H141ZM190 10V11H189ZM192 10V11H191ZM224 10V11H223ZM35 11V10H34ZM76 11V10H75ZM90 11V10H89ZM116 10H115V13L117 12ZM36 12V11H35ZM79 12V11H78ZM103 12V11H102ZM132 12V11H131ZM131 12H129V13H126L125 14V16H126V18H128L127 16H130V15H134V14H131ZM228 12V13H227ZM29 13V15H30V12H28ZM27 13V14H28ZM45 13V12H44ZM48 13H50V15H51V12L49 11ZM55 13H58V12H55ZM71 13H72V11H71ZM104 13H105V11H104ZM137 13V12H136ZM78 14V13H77ZM77 14H76V16H77ZM117 14V13H116ZM123 12L121 13V17H120V19H122V17H123ZM129 14V15H128ZM24 15V14H23ZM29 15H28V18H27V20L29 19ZM35 15H38V14H32V16H33V18L35 17ZM46 15V14H45ZM73 15V14H72ZM102 15V14H101ZM139 15H140V20H139ZM24 16H21V17H23L24 18ZM58 16H61V14H60V11H59V14H58ZM66 16V15H65ZM70 16H71V14H70ZM75 16V17H76ZM99 16V15H98ZM104 16V15H103ZM111 16V15H110ZM30 17H31V15H30ZM56 17H57V15H56ZM55 16H54V18H56ZM63 17V16H62ZM68 17H69V14H68ZM67 17V19L69 20V18ZM78 17V16H77ZM76 17V18H77ZM91 17H92V19H93V15H92V13H91ZM22 18V19H23ZM26 18H24V20H22L23 21V23H25V27H27V23H28V26L29 25H31V24H29V22H31V18H30V20L29 21H27V23L26 22H24V21H26L25 19ZM37 18V20L39 21V19H38V17H36ZM51 18H52V22H55V21H57L58 22V20H60L59 18L58 19H56L55 21H54V18L52 17V15H51ZM50 18V19H51ZM61 18V17H60ZM65 18V17H64ZM76 18H74V19H76ZM85 18V17H84ZM124 18V17H123ZM131 18V17H130ZM134 18V17H133ZM174 18V19H173ZM47 19H49V17L47 16ZM71 19V18H70ZM91 19V20H92ZM136 19V18H135ZM135 19H133V20H135ZM34 20H35V18H34ZM123 20V19H122ZM131 20H132V18H131ZM72 21V20H71ZM79 21V20H78ZM82 21V20H81ZM93 22L95 21V20H92ZM116 22H118L117 20H115ZM115 21H113L114 23H115ZM35 22H36V20H35ZM40 22H41V19H40ZM69 22V21H68ZM112 22V21H111ZM113 22H112V24H113ZM124 21H122V23H123ZM50 23V22H49ZM58 23H60V22H58ZM58 23H57V26H58ZM65 24H67V22H64ZM71 23V22H70ZM80 23V22H79ZM86 23H88V22H86ZM103 23V22H102ZM33 24H34V22H33ZM78 24V23H77ZM82 24H84V22L82 23ZM82 24H81V26H82ZM93 24V23H92ZM95 24V25H94ZM93 25L95 26V29H97L96 28V26H98L96 23H94ZM111 24V25H112ZM119 24V23H118ZM117 24V25H118ZM128 24V23H127ZM135 24H136V22H135ZM142 24V25H143ZM38 25H40V24H38ZM50 25V24H49ZM60 25H63V24H60ZM86 25V24H85ZM116 25V24H115ZM114 25V28L112 29V36H110V37H112L113 38V36L115 37V39L118 41V48H120L119 47V45H120V43L122 42L121 40H120V38L122 37V32H120L119 33V30L118 29H115V27L117 28L118 26L116 25L115 26ZM134 25V24H133ZM143 25V27H145ZM218 25L219 26H221L220 28H221V31L223 32V33H221V35L220 34H218V35H220L221 36V40L219 39L220 38V36H219V38H217L216 37V34H215V32L213 31L216 27H218ZM51 26V25H50ZM19 27H20V25H19ZM49 27V26H48ZM47 27V28H48ZM55 27H56V25H55ZM54 27V28H55ZM59 27V26H58ZM83 27V26H82ZM81 27V28H82ZM87 27V25L85 26V28ZM88 27H92V25L91 26H88ZM107 27V26H106ZM33 28V27H32ZM31 28V29H32ZM65 28H66V32H65ZM112 28V27H111ZM126 28V27H125ZM132 28V27H131ZM250 30H249V29ZM22 29H23V27H22ZM21 29V30H22ZM61 29V28H60ZM88 29V28H87ZM86 29V30H87ZM127 29H128V27H127ZM127 29H125L126 31H131V32H133L132 31V29L130 30H127ZM213 29V30H212ZM248 29V30H247ZM3 30V29H2ZM48 30H49V28H48ZM50 30H51V28H50ZM52 30H53V27H52ZM62 30H64V32L62 33H60V35L62 34V36H63V34L64 35H66V34H70L71 33V36H70V39L72 38V35H74V37L73 38H75L76 37V35H75V33L77 34V32H73L71 29H67V26H65L64 27V29L62 28ZM67 30L70 32V33H68L67 32ZM85 30V29H84ZM92 30V29H91ZM93 30H94V28H93ZM124 30V31H125ZM144 30V29H143ZM219 30V29H218ZM249 31V33H250V37L248 36V32L247 31ZM34 31V30H33ZM46 31H47V29H46ZM46 31H44L43 32V30H40V32L38 31V34L40 35V33L42 32V34H41V36H43V34L45 35V33H46ZM54 31V30H53ZM56 31V30H55ZM72 31V32H71ZM109 31V30H108ZM251 31H253V32H251ZM258 31H260V29L258 30ZM5 32V31H4ZM13 32V31H12ZM29 32H30V30H29ZM48 32V31H47ZM128 32V33H129ZM137 32H138V29H137ZM147 32V31H146ZM32 33V32H31ZM30 33V34H31ZM12 34V33H11ZM16 34V33H15ZM27 35H28V30H27V33H26ZM37 34V36H39ZM50 34H51V32H50ZM55 34H57V31H56V33ZM214 34H215V36H214ZM259 34H260V32H259ZM258 34V35H259ZM34 35V34H33ZM85 35V34H84ZM84 35L82 34V36H83V38H84ZM86 35H88V33H86ZM85 35V36H86ZM96 34H95V32H94V34H93V31H92V34H91V37L92 36H95ZM127 35V34H126ZM137 35H139L140 37H141V33H137ZM145 35V33L143 34V36ZM167 35H169V37L167 36ZM262 35V34H261ZM53 36H54V32H53ZM62 36H59V39H57L56 38V41H57V45H59V49L57 48L56 49V52H55V54L52 52L53 51V49L55 50V47H53L54 46V44H52L53 46H51V48H53L50 52H52L53 54V56H55L56 54H57V52H59L61 49H60V45H62L65 41H67L68 40V38H67V36H66V39H64V41H62ZM81 36V37H82ZM128 36H129V34H128ZM165 36H167V37H165ZM213 36L216 38V41H215V38L213 39ZM47 37H49V36H47ZM61 37V38H60ZM89 37H90V34H89ZM98 37V36H97ZM109 37V36H108ZM174 37H176V39H172V38H174ZM28 38V37H27ZM32 38V37H31ZM105 38H106V36H105ZM136 38V37H135ZM163 38V39H162ZM165 38V39H164ZM252 38H254V39H252ZM6 39H7V37H6ZM69 39V40H70ZM79 39V38H78ZM85 39V38H84ZM137 39H138V36H137ZM147 39H148V36H147ZM161 39H162V43H161ZM171 39H172V41H173V44L175 45V41H176V45L177 44H179L180 42H181V45L180 46H175L174 47V45H172V43H171ZM218 39H219V43H218ZM256 39V40H255ZM258 39H259V37H258ZM31 40V39H30ZM68 40V41H69ZM88 40V39H87ZM91 40H92V38H91ZM99 40V39H98ZM114 40V39H113ZM211 40V41H210ZM213 40L215 41V43L213 42ZM260 40V39H259ZM262 40H263V38H262ZM31 41H33V40H31ZM54 41V40H53ZM68 41L66 42V44L64 43V46L65 45H67L68 44ZM73 41H74V39H73ZM80 41H81V39H80ZM83 41V40H82ZM89 41V40H88ZM87 41V42H88ZM101 41V40H100ZM121 41V42H120ZM170 42V45H172L170 48H169V42ZM30 42V41H29ZM47 42V41H46ZM50 42V37L48 38V42L47 43H49ZM58 42H60V43H58ZM86 42V43H87ZM94 42V41H93ZM92 42V44H95V42L93 43ZM102 42V41H101ZM114 42H115V40H114ZM114 42L112 43V45L114 44ZM123 42H125V38H124V41ZM182 42H184V43H187L188 45H186L185 47H183L182 46ZM213 42V46L217 43V46H216V49H217V47L218 48H220L221 49V47L220 46H222V49L220 50V51H222V53L223 54H225V57H227V63H225L224 64V66H223V64L222 63H220V60H219V62H217V60H215V57H214V55H216V57H217V53L215 54V52H214V50H215V46H214V49L213 50H211L212 49V44L211 43ZM264 42V41H263ZM8 43V42H7ZM73 43V42H72ZM136 43H138L137 45H139V44H141V42H136ZM164 43V44H165ZM221 43V44H220ZM27 44H29L28 43V40H27ZM75 44L76 43H74V46H75ZM77 44H78V42H77ZM82 44H84L83 42H82ZM81 44V45H82ZM103 44V43H102ZM116 44H117V42H116ZM168 44V45H167ZM1 45V44H0ZM15 45V44H14ZM20 45H22V44H20ZM87 45V44H86ZM125 45V44H124ZM261 45V46H260ZM17 45H15V47H16ZM73 46V45H72ZM92 46V45H91ZM90 46V47H91ZM95 46V45H94ZM121 47H122V50H121V48L119 49V51L118 52H120V53H122V54H125L124 55V58H123V55H122V60L123 61H125L124 59L128 56V54H129V52H130V50H131V53H132V49H129V47H127V49H126V52H127V56H126V53H123V52H125V49H123L124 48V46H122V43H121V45H120ZM126 46V45H125ZM134 46H136V44L135 43H133V48H134ZM144 46V45H143ZM143 46H142V48H143ZM160 46V47H159ZM182 46V47H181ZM27 47V46H26ZM77 47L78 46H76V48H74V47H72L71 48V50L72 49H76L77 50ZM87 47H89V44H88V46ZM108 47V46H107ZM137 47V46H136ZM135 47V49H137ZM177 47V48H176ZM210 47V48H209ZM223 47H224V49H223ZM43 48V47H42ZM63 48V47H62ZM84 48V46H82V49ZM144 48H145V46H144ZM182 49V51H181V49ZM1 49L2 48H0V51H1ZM11 49H12V44H11ZM14 49V48H13ZM13 49L12 50H9V52H11V55H12V53H13ZM23 49V47L22 46H20L19 47V45L17 46V48H16V50H22ZM33 49H35V51L38 49L39 50V48L38 47H36V45H35V48H34V46L33 47H31L30 46V49H27L28 50V55L30 56V58L32 57V53H35V55H36V53H37V51L35 52V51H33ZM128 49H129V52H128ZM138 49H139V46H138ZM137 49V52L135 51H133L134 52V54L132 53V56L134 55V57H135V53H137V54H139V53H141V52H143L142 50H141V52L139 51ZM170 49H171V53H169V51H170ZM172 49H174V50H172ZM178 49H180V52L182 53L181 55H179L180 54V52H179V50ZM59 50V51H58ZM76 50H72L73 52L75 51L76 52ZM20 51H19V53H20ZM29 51H30V53H29ZM69 51H70V47H69ZM78 51V50H77ZM85 51V50H84ZM88 51V50H87ZM93 51V50H92ZM91 51V53H93ZM139 51V52H138ZM174 51H177V53H178V55H177V53H174L173 54V52ZM219 51V50H218ZM217 51V52H218ZM8 52V51H7ZM9 52H8V54H9ZM40 52V51H39ZM74 52V53H75ZM100 52V51H99ZM109 52V51H108ZM145 52V53H146ZM162 52V53H161ZM24 53V52H23ZM44 53V52H43ZM73 53V54H74ZM78 53H79V51H78ZM88 53V52H87ZM89 53H90V50H89ZM89 53H88V55H89ZM164 53H165V55H164ZM167 53L169 54V57L171 56V54L174 56H172L171 58H168L167 57ZM213 53V54H212ZM219 53V55L221 54V52H218ZM38 54V53H37ZM27 55V57L29 58V56ZM41 55H42V53H41ZM51 55V54H50ZM51 55V59L53 58L54 59V57ZM59 55V54H58ZM63 54H61L60 56H62ZM79 55V54H78ZM113 55H114V53H113ZM112 55V56H113ZM116 55V57H118V58H120L119 56H118V53L117 54H115ZM143 55H145V54H143ZM162 55L164 56L163 58L165 59V56L167 57V59H165V60H163V58H162ZM8 56V55H7ZM6 56V58H8V61L10 62V61H12L11 59H12V56L11 57H9L10 56V54H9V56L7 57ZM33 56H34V54H33ZM57 56V55H56ZM70 56V55H69ZM71 56H72V52H71ZM70 56V57H71ZM83 56V55H82ZM85 56V55H84ZM92 56V55H91ZM104 56H106V55H104ZM146 56V55H145ZM177 56V57H176ZM223 56V55H222ZM5 57V56H4ZM50 57V56H49ZM63 57V56H62ZM134 57H133V59H134ZM155 57V56H154ZM154 57H153V59H154ZM219 57V56H218ZM36 58L39 60V57H37V55H36ZM35 58V59H36ZM74 58V57H73ZM101 58V57H100ZM115 58V57H114ZM129 58V57H128ZM139 58V57H138ZM27 59V58H26ZM36 59V61H38ZM42 59H43V55H42ZM49 59V58H48ZM47 59V60H48ZM65 59L67 60V58H66V56H65ZM77 59H78V61H80L81 60V58L79 59L78 58V56H77ZM105 59V58H104ZM103 59V60H104ZM132 59V60H133ZM149 59H150V57H149ZM152 59V58H151ZM172 59V60H171ZM214 59V60H213ZM56 60V59H55ZM84 60V59H83ZM111 60H112V57H111ZM135 60H137V58H135ZM134 60V61H135ZM157 60H159V59H157ZM6 61V62H5ZM5 61H3V62H5V65L7 64V60H5ZM26 61V60H25ZM28 61H29V59H28ZM117 61V60H116ZM121 61V60H120ZM126 61H128V60H126ZM142 61V60H141ZM27 62V61H26ZM34 62H35V60H34ZM76 62H77V60H76ZM81 62V61H80ZM105 62H106V60H105ZM155 62V61H154ZM159 62V61H158ZM164 62H162V64L164 63ZM67 64H68V61L66 62ZM116 63V62H115ZM132 63H133V61H132ZM135 64L137 63V61L136 62H134ZM133 63V64H134ZM152 63V62H151ZM4 63H2L1 65H3ZM36 64H38L37 62H36ZM66 64V65H67ZM78 64H79V62H78ZM101 64V63H100ZM121 64H122V61H121ZM131 64V63H130ZM154 64V63H153ZM5 65H3V66H5ZM23 65H24V63H23ZM40 65V64H39ZM81 65V64H80ZM103 65H104V62H103ZM119 65V64H118ZM117 65V66H118ZM141 65V64H140ZM144 65V64H143ZM152 65V64H151ZM227 65V66H226ZM16 66V65H15ZM69 66V65H68ZM72 66V65H71ZM100 67H101V65H99ZM112 66H113V64H112ZM117 66H114L115 67V70H116V67ZM136 66V65H135ZM168 66V70H169V72L171 71L170 69H171V67H169ZM2 67V66H1ZM28 67H29V65H28ZM36 67V66H35ZM105 67V66H104ZM103 67V68H104ZM109 67V66H108ZM113 67V68H114ZM125 68H126V64H125V66H124ZM154 67H156L155 65H154ZM162 67H163V65H162ZM165 67V66H164ZM3 68V67H2ZM5 68V67H4ZM7 68L9 69H6V70H8L7 71V73L10 75V74H12V69H13V64L11 65H9L8 64V66H7ZM15 68V67H14ZM38 68V67H37ZM81 68H82V66H81ZM134 68V67H133ZM150 68V67H149ZM166 68V67H165ZM164 68V69H165ZM11 69V70H10ZM140 68H138V70H139ZM142 69V68H141ZM156 69H157V67H156ZM167 69V68H166ZM165 69V70H166ZM233 69V70H232ZM236 69V70H235ZM2 70V69H1ZM5 70V69H4ZM71 70H72V68H71ZM111 70L113 71V69L111 68ZM128 70V69H127ZM162 70V69H161ZM165 70H164V74H165ZM222 70V71H221ZM94 71V70H93ZM120 71V70H119ZM121 71H122V69H121ZM125 71V70H124ZM163 71V70H162ZM229 71H231L230 73H229ZM29 72V71H28ZM76 72H77V69H76ZM99 72V71H98ZM109 72H111V71H109ZM154 72V71H153ZM169 72L168 71H166V73H168L169 74ZM183 72H185V75H184V73ZM220 72H221V74H220ZM249 72H253L252 74H250ZM71 73H73V72H71ZM108 73V72H107ZM131 73H133V72H131ZM155 73V72H154ZM174 73H172L173 75H172V77H174ZM232 73H231V75H228V77L229 76H232ZM0 74H1V72H0ZM3 74H5V71H4V73ZM120 74H122V72L120 73ZM129 74H130V72H129ZM128 74V75H129ZM33 75V74H32ZM142 75V74H141ZM154 75L155 74H153V78H154ZM157 75V74H156ZM171 75V74H170ZM217 75H219L218 77H217ZM1 76V75H0ZM5 76H6V74H5ZM8 76V75H7ZM22 76H23V73H22ZM70 77H71V79H72V76L71 75H69ZM75 76V75H74ZM124 76H125V74H124ZM150 76H152L151 74H149V78H150ZM159 77H160V75H158ZM201 76H202V79H201ZM234 76V75H233ZM254 76H256V74L255 75H253L252 77H254ZM76 77V76H75ZM145 77H146V75H145ZM156 77V76H155ZM158 77V78H159ZM171 76H169V77H167V76H165V78H169V79H172V82L174 81V79L172 78ZM213 77H214V79H213ZM224 77V76H223ZM257 77H258V75H257ZM13 78V77H12ZM18 78V77H17ZM110 77H108V79H109ZM157 78V79H158ZM163 78V77H162ZM161 78V79H162ZM196 78H197V80H196ZM199 78H200V80H199ZM233 78V77H232ZM243 78H244V80H243ZM256 78V77H255ZM262 78V77H261ZM9 79V78H8ZM25 79H26V77H25ZM31 79V78H30ZM215 79H218L217 81H215ZM224 79V78H223ZM253 79V78H252ZM259 79V78H258ZM13 80H15V78H13ZM151 80H152V77H151ZM154 80H156L155 78L153 79V82H154ZM203 80H204V82H203ZM211 80H212V82H211ZM109 81V80H108ZM130 81H132V79L130 80ZM149 81V80H148ZM166 81V80H165ZM170 80H168V82H167V84L169 83V85L171 84V81L169 82ZM199 81H201V83H203V85L202 86H198V84L199 85H201V83H198ZM230 81V80H229ZM13 82V81H12ZM88 82H89V80H88ZM94 82V81H93ZM136 82V81H135ZM194 82H196V84L194 83ZM211 84V87H210V84ZM246 82H247V80H246ZM129 83V82H128ZM134 83V82H133ZM143 83V82H142ZM177 83V79H176V81H175V83L173 82V84H176ZM230 83V82H229ZM239 83V82H238ZM2 84V83H1ZM91 84V83H90ZM110 84V83H109ZM140 84H141V82H140ZM155 84H156V82H155ZM165 84H166V82H165ZM165 84H163V85H165ZM194 84V85H193ZM213 84H215V86L213 85ZM221 84V85H220ZM120 85H121V83H120ZM150 85H151V83H150ZM149 85V86H150ZM161 85V84H160ZM162 85V87H164ZM219 85H220V87L222 86V83L220 82L219 83ZM224 85V84H223ZM231 85V84H230ZM244 85V84H243ZM37 86V85H36ZM91 86V85H90ZM98 86V85H97ZM144 87L146 86V85H143ZM142 85H140V89H139V91H141V87H143ZM179 86H182V88H180ZM249 86V85H248ZM2 87H3V85H2ZM81 87V86H80ZM89 87V86H88ZM88 87H86V89L88 88ZM102 87V86H101ZM112 87L113 88H115L114 86H113V84H112ZM158 87V86H157ZM203 87V88H202ZM215 89H214V88ZM223 87V86H222ZM233 87H235V92L237 93L238 91H237V89L239 90V93H240V89L238 88V84L237 85H235V83H234V86ZM243 87V86H242ZM135 88V87H134ZM136 88H139V83H138V86L136 87ZM184 88H185V90H184ZM199 88V89H198ZM211 88H212V92H213V90H214V92H213V95L211 94V93H209V92H211ZM57 89H59V88H57ZM70 89V88H69ZM74 89V88H73ZM100 89V88H99ZM132 89V88H131ZM156 90H157V88H155ZM192 89H194V90H192ZM247 89H248V87H247ZM249 89H250V87H249ZM253 89V88H252ZM36 90V89H35ZM75 90V89H74ZM97 90H98V88H97ZM138 90V89H137ZM142 90H145L144 88L142 89ZM234 90V89H233ZM54 91V90H53ZM87 91H88V89H87ZM90 91V90H89ZM88 91V92H89ZM100 90H98V92H99ZM121 91V90H120ZM162 91V90H161ZM166 91V90H165ZM172 92H173V90H171ZM184 91H186V92H184ZM209 91V92H208ZM225 91V90H224ZM231 91H232V85H231ZM242 91V90H241ZM243 91H245V90H243ZM248 91V90H247ZM251 91V90H250ZM249 91V92H250ZM55 92H56V90H55ZM81 92V91H80ZM84 92V91H83ZM195 92V93H194ZM200 92H202V93H205L204 95L203 94H201ZM226 92V91H225ZM224 92V93H225ZM61 93V92H60ZM65 93H66V91H65ZM69 93V92H68ZM78 94H80L79 92H77ZM94 93H95V91H93V95H94ZM125 93H126V91H125ZM135 93H136V90H135ZM147 93V92H146ZM177 93V92H176ZM228 94H230V92H227ZM253 93V92H252ZM55 94V93H54ZM70 94L72 95V93L70 92ZM81 94H83V93H81ZM80 94V95H81ZM116 94V93H115ZM206 94H208V96L206 95ZM216 94V95H215ZM251 94V93H250ZM89 95V94H88ZM121 95V94H120ZM159 95L156 97V100H155V97H154V99L152 98V100H155L156 101V103H154L153 101V104H151V103H149V102H147V100L146 99H144L143 97L142 98H139L138 99V97H137V99H138V103H139V100H140V102L141 101H145L144 103H143V105H142V102L141 103H139L138 104V107L137 106H135V109L136 108H139L140 109V107H142L143 106V109H144V111L142 112V110L143 109H141V111L140 112H142L141 114H143V117H146L145 116V114L148 116V111L150 112L151 111V109H152V107L153 106H155V104H157V101H158V104L159 103H161V102H164V101H161L160 102V99H162V97L160 96V98H159ZM210 95V96H209ZM239 95V94H238ZM51 96H52V94H51ZM73 96H74V94L72 95V98H73ZM75 96H76V94H75ZM168 96H171V99H170V97L168 98ZM179 96V95H178ZM201 96H202V98H201ZM219 98L218 100H216L217 99V97ZM235 96H236V98H237V94H235ZM234 96V93H233V96H232V100H233V97H235ZM54 97V96H53ZM56 97H57V94H56ZM60 97V96H59ZM61 97H62V99H63V97H64V95H61ZM80 97V96H79ZM92 97V96H91ZM103 97V96H102ZM180 97V96H179ZM195 96H193V98H194ZM208 97H210V100H209V98ZM224 97V99H222V103H221V98H223ZM1 98V97H0ZM16 98V97H15ZM72 98L70 99V102H71V100H72ZM78 98V96H76V99ZM84 98V97H83ZM89 98V97H88ZM128 98V97H127ZM131 98V97H130ZM135 98V97H134ZM181 98V99H182ZM192 98V99H193ZM216 98V99H215ZM254 98H256V97H254ZM12 99L14 100V95H13V97H12ZM51 99H52V97H51ZM54 99V98H53ZM99 98H97V100H98ZM102 99V98H101ZM100 99V100H101ZM106 99V98H105ZM159 99V100H158ZM176 99V100H175ZM239 99H240V97H239ZM16 100V99H15ZM69 100V99H68ZM88 100V99H87ZM134 100V99H133ZM136 100V99H135ZM150 100V99H149ZM223 100H224V102H223ZM243 100V99H242ZM11 102H12V100H10ZM9 101V102H10ZM21 101V100H20ZM64 101H65V98H64ZM76 101V100H75ZM109 101V100H108ZM128 101H129V99H128ZM137 101V100H136ZM151 101V100H150ZM171 101V102H170ZM186 101V102H185ZM204 101V102H203ZM211 103H210V102ZM220 101V102H219ZM240 101H241V99H240ZM261 101H263L264 102V100H261ZM7 102V101H6ZM25 102V105L27 104V102L26 101H24ZM61 102H63V100H61ZM78 102V101H77ZM86 102V101H85ZM90 102V101H89ZM100 102V101H99ZM105 102V101H104ZM114 102H115V100H114ZM120 102V101H119ZM123 102V101H122ZM125 102V101H124ZM127 102V101H126ZM134 102V101H133ZM166 102V101H165ZM169 102V103H168ZM175 102V104L173 105L172 103H174ZM209 102V103H208ZM244 102V101H243ZM17 103V102H16ZM66 103V102H65ZM108 103V105H110L109 104V102H107ZM111 103L113 104V101H111ZM130 103H132V100L130 99V101L129 102H127L126 104H130ZM146 103H147V105H146ZM182 103H183V105H182ZM193 103H194V101H193ZM213 103H215L214 105H212L213 106V109L212 108H210V110H207V106H208V108H209V106H211L210 104H213ZM216 103L218 104L217 106H216ZM224 103H225V106H224ZM6 104V103H5ZM8 104V103H7ZM15 104V103H14ZM63 104H64V102H63ZM84 104V103H83ZM102 103L100 102V105H101ZM106 104V103H105ZM162 104V103H161ZM170 104V105H169ZM177 104V105H176ZM209 104V105H208ZM9 105H12L11 103L9 104ZM46 105V104H45ZM45 105H44V107H45ZM136 105V104H135ZM153 105V106H152ZM165 105V104H164ZM165 105V106H166ZM197 105H198V103H197ZM205 105V106H204ZM238 105H240V107H243V109L244 108H246V110H245V112H243L244 110L242 109V108H240V107H238ZM6 106V105H5ZM103 106V105H102ZM111 106V105H110ZM120 106V105H119ZM140 106V107H139ZM172 106L171 107H168V108H170V110H171V108H172ZM220 107L219 109H220V111L218 112V114H216V112H215V109H218V108H216V107ZM221 106H222V110H223V108H224V110H227V111H223L222 112V110H221ZM254 106V105H253ZM10 107H12V106H10ZM18 107V106H17ZM69 107V106H68ZM98 107H99V105H98ZM130 107H132V106H130ZM148 108L147 109V112L144 114V112L146 111V108ZM149 107H151V108H149ZM162 107V106H161ZM160 107V108H161ZM203 107H204V109H203ZM215 107V108H214ZM233 107H234V109H233ZM14 108V107H13ZM56 108V107H55ZM54 108V109H55ZM88 108V107H87ZM90 108V107H89ZM103 108V107H102ZM110 108V107H109ZM108 108V109H109ZM178 108V107H177ZM185 108V110H187ZM9 109H12V108H9ZM93 109V108H92ZM97 109V111H99L98 110V108H96ZM100 109V108H99ZM106 109L107 108H105V112H106ZM150 109V110H149ZM206 109V110H205ZM218 109V110H219ZM236 109H238L237 111H236ZM252 109V108H251ZM68 110V109H67ZM173 110V109H172ZM175 110H177V109H175ZM191 110V109H190ZM211 110H212V112H211ZM239 110H241V111H239ZM65 111V110H64ZM126 111V110H125ZM164 111V110H163ZM182 111H184L183 109H182ZM181 111V112H182ZM206 111H208L207 113H206ZM217 111V110H216ZM1 112V111H0ZM69 112V111H68ZM107 112H108V110H107ZM111 112V111H110ZM109 112V113H110ZM139 112V111H138ZM185 112V111H184ZM243 112V113H242ZM59 113H60V111H59ZM72 113L73 112H71V115H72ZM96 113V112H95ZM99 113V112H98ZM137 113V112H136ZM203 113L205 114L206 113V117H205V119H203L204 118V115H203ZM220 113H222V114H220ZM61 114H62V112H61ZM60 114V115H61ZM63 114H64V112H63ZM139 114V113H138ZM149 114H151V115H149V117L148 118H146V120L144 119V121H145V124H146V121H150L149 122V124L150 125H152V121H151V119H152V116H153V113L151 112V113H149ZM244 114V115H243ZM247 116H246V115ZM250 114V115H249ZM69 115H70V113H69ZM68 115V116H69ZM118 115V114H117ZM120 115V114H119ZM126 115V114H125ZM129 115V114H128ZM137 115V114H136ZM202 115H203V117H202ZM236 115V116H235ZM263 115H264V112H263ZM4 116V115H3ZM66 116V115H65ZM78 116V115H77ZM133 116V115H132ZM138 116V115H137ZM160 116H163V115H160ZM184 116H185V114H184ZM187 116V115H186ZM185 116V117H186ZM193 116V117H192ZM235 116V117H234ZM260 116H261V114H260ZM114 117H115V115H114ZM139 117V116H138ZM141 117H142V115H141ZM184 117V118H185ZM245 117H246V119H245ZM247 117H248V120H247ZM251 117V118H250ZM83 118V117H82ZM187 118V117H186ZM190 118V119H189ZM209 118V117H208ZM223 118H221V119H218V120H222ZM74 119V118H73ZM80 119H81V117H80ZM91 119V118H90ZM93 119V118H92ZM104 120H105V117L103 118ZM142 119V118H141ZM163 119V118H162ZM171 119H172V117H171ZM174 119V118H173ZM176 119H177V117H176ZM178 119H179V117H178ZM210 119H212L211 120V122H213V119L214 118H209V120ZM237 119V120H236ZM250 119H253V122L252 121H249ZM263 119H264V117H263ZM71 120V119H70ZM79 120V119H78ZM104 120H103V122H104ZM123 120V119H122ZM153 120H155V119H153ZM209 120H207V121H209ZM258 120H259V123H258ZM75 121V120H74ZM85 121H86V119H84V122L83 123H85ZM94 121V120H93ZM142 121V120H141ZM144 121H142V125H143V122ZM200 121V122H201ZM217 121V120H216ZM216 121H214V122H216ZM237 121V122H238ZM78 122H80V121H78ZM98 122H100V121H98ZM106 122V121H105ZM159 122V121H158ZM163 122H164V120H163ZM173 122H175V121H173ZM219 122V121H218ZM222 122V121H221ZM239 122V123H240ZM81 123V122H80ZM82 123V124H83ZM96 123V122H95ZM108 123H110V122H108ZM206 122H204V124H205ZM208 124H205V125H209L210 124V122H207ZM239 123H238V125H239ZM240 123V124H241ZM35 124V123H34ZM79 124V123H78ZM85 124H87V121H86V123ZM90 124V123H89ZM92 124V123H91ZM101 124V123H100ZM148 124V123H147ZM148 124V125H149ZM196 124V123H195ZM202 124H203V122H202ZM201 123L199 124L198 123V126H197V128L199 129V130H197L198 132L196 133V134H194L195 135V137H194V135L192 136V138H197L196 136H198L199 137V135H200V137H199V139H198V141L200 140V138H201V136L203 135V134H206L207 133V130H206V133H205V129H206V126L204 125V127H202L203 125H202ZM216 124H217V122H216ZM232 124V123H231ZM103 125V124H102ZM101 125V126H102ZM129 125V124H128ZM165 125V124H164ZM212 125V124H211ZM214 125V124H213ZM218 125V124H217ZM226 125H228V124H226ZM77 126H81V128H82V126L83 125H81V124H79V125H77ZM85 126V125H84ZM98 126V125H97ZM101 126L99 127V128H101ZM111 126V125H110ZM112 126H114V125H112ZM111 126V127H112ZM153 126H154V124H153ZM182 127H183V125H181ZM186 126V124L184 125V127ZM200 126H201V128L203 129V128H205V129H201L200 128ZM234 126H235V124H234ZM5 127H6V125H5ZM4 127V128H5ZM68 127V126H67ZM87 127V126H86ZM162 127H163V125H162ZM169 127V126H168ZM239 127H240V125H239ZM66 128V127H65ZM69 128V127H68ZM80 128V129H81ZM98 128V129H99ZM155 128V127H154ZM165 128V127H164ZM180 128V127H179ZM186 129H187V127H185ZM189 128H190V126H189ZM217 128H218V126H217ZM234 128V127H233ZM1 129H3V128H1ZM9 129V128H8ZM144 129H145V127H144ZM166 129H167V125H166ZM182 129V128H181ZM201 129V130H200ZM215 129V128H214ZM231 129H232V127H231ZM240 129H241V127H240ZM240 129H238V130H240ZM4 131H5V129H3ZM71 130H73V129H71ZM109 130V129H108ZM136 130V129H135ZM155 130V129H154ZM159 130H161L162 131V129H161V126H160V129ZM225 130H226V128H225ZM234 130V129H233ZM232 130V131H233ZM84 131V130H83ZM90 131V130H89ZM100 131H101V129H100ZM104 131V130H103ZM106 131H107V129H106ZM139 131V130H138ZM176 131H177V129H176ZM179 131V130H178ZM184 131V128H183V130H181L180 131V133H177V134H175L174 136H172V141H174V142H179L180 141V144L182 143H184V141H186V139H185V135H182V137H181V132H183ZM199 131H201L200 133H199ZM204 131V133H202ZM216 131V130H215ZM93 132V131H92ZM102 132V131H101ZM165 132H166V130H165ZM106 133V132H105ZM127 133H128V131H127ZM159 133V132H158ZM168 133H169V130H168ZM198 133H199V135H198ZM201 133H202V135H201ZM222 134H223V132H221ZM69 135H71L70 133H68ZM112 134H113V132H112ZM125 134H126V132H125ZM156 134H157V132H156ZM166 134V133H165ZM186 134V133H185ZM213 134H214V132H213ZM228 134V133H227ZM74 135V134H73ZM119 135V134H118ZM153 135V134H152ZM164 135V134H163ZM179 135V136H178ZM212 135V134H211ZM13 136V135H12ZM103 136H105L104 135V133H103ZM109 136V135H108ZM157 137H156V139L158 138V134L156 135ZM161 136H162V134H161ZM160 136V137H161ZM177 136H178V138H177ZM183 136H184V138H183ZM188 136V135H187ZM14 137H15V135H14ZM66 137V136H65ZM68 138H69V136H67ZM91 137V136H90ZM111 137H112V135H111ZM207 137V136H206ZM226 139H225V138ZM71 138H72V136H71ZM110 138V137H109ZM146 138V137H145ZM171 138V137H170ZM187 138V137H186ZM217 138H218V136H217ZM81 139V138H80ZM115 139V138H114ZM183 139H184V141H183ZM222 139V140H223ZM71 140V139H70ZM118 140H119V138H118ZM146 140H147V138H146ZM165 140V137H163V141ZM168 140H169V137H168ZM208 140V139H207ZM94 141H95V139H94ZM99 141V140H98ZM101 141V140H100ZM145 141V140H144ZM158 141H159V139H158ZM170 141V140H169ZM193 141H195V140H193ZM206 141V140H205ZM18 142V141H17ZM74 142V141H73ZM116 142V141H115ZM160 142V141H159ZM167 142V141H166ZM188 142H189V140H188ZM187 142V143H188ZM197 142V141H196ZM213 142V141H212ZM72 143V142H71ZM151 143V142H150ZM155 143V142H154ZM168 143V142H167ZM203 143H204V141H203ZM215 143V142H214ZM84 144V143H83ZM181 144V145H182ZM189 144V143H188ZM196 144V143H195ZM77 145V144H76ZM161 145V144H160ZM175 145H176V143H175ZM174 145V146H175ZM100 146V145H99ZM143 146V145H142ZM155 146H157V145H155ZM154 146V147H155ZM77 147V146H76ZM80 147V146H79ZM83 147V146H82ZM146 147V146H145ZM151 147H153L152 145H151ZM180 147V146H179ZM185 147V146H184ZM144 148V147H143ZM157 148V147H156ZM188 148V147H187ZM207 148H208V146H207ZM217 148V147H216ZM75 150H77L78 151V148L76 149V148H74ZM81 149V148H80ZM136 149V148H135ZM135 149H134V152H135ZM174 149V148H173ZM182 149H183V145H182V147H181V153H178V154H182L183 153V151H182ZM204 149H205V147H204ZM212 149V148H211ZM100 150H101V148H100ZM180 151L179 149H178V146H177V148H176V150L174 149L173 151L175 152V153H177L178 151ZM189 150V149H188ZM187 150V152H189ZM72 151H74L73 150V148H72ZM137 151H138V148H137ZM139 151H140V149H139ZM185 151V150H184ZM193 151V150H192ZM192 151H191V153H192ZM210 151V150H209ZM69 152H71V150L69 151ZM75 152V151H74ZM146 152V151H145ZM162 152H164V150L162 151ZM161 152V153H162ZM221 152V153H220ZM78 153L79 152H77V155H78ZM150 153V152H149ZM82 154V153H81ZM117 154V153H116ZM135 154V153H134ZM137 154V153H136ZM147 154V153H146ZM152 154V153H151ZM156 154V155H155ZM207 153H205V155H206ZM153 155H155V157H154V160H156V157H157V153H154ZM164 155H166V154H164ZM81 156V155H80ZM79 156V157H80ZM115 156V155H114ZM123 156V155H122ZM186 157H187V155H185ZM79 157H78V159H79ZM83 157V156H82ZM212 157V156H211ZM214 157V156H213ZM216 157V156H215ZM240 157V159H241V163H242V166L244 167V165H243V163H245V165L247 164V166H245L246 167V169H247V167H248V169H247V171H246V169H244V170H241V171H238V170H236L237 172L235 173V169L234 170H232V172H231V170L230 169H232V167L233 166H235L236 164H237V166H240V162L239 161H236V158H239ZM74 158V157H73ZM161 158H163V157H161ZM161 158H160V161H161ZM182 158V157H181ZM232 158H233V160L234 161H232ZM243 158V159H242ZM78 159L76 158V160L78 161ZM82 159V158H81ZM124 159V158H123ZM189 159V158H188ZM202 159V158H201ZM201 159H199V157H198V159L196 160L197 161V164L198 165H196V167L194 166V164H193V166L192 165H190V164H186V165H184V163H186L185 161H187V159H183L184 160V162H183V173L181 174V164H180V167L177 169L178 171H179V173H178V171H176L177 172V174H178V176H179V178H178V176H177V174L175 173V167H177L176 166V163H174V165H175V167H174V165H172L173 163H170V166H169V169H170V167H171V174L170 175H172L171 177H173L174 175V173H175V178L173 179V178H171L170 177V175H169V173H168V171H170L169 169H166V172L168 173L167 175L169 176V178L171 179L170 181H172L170 184H169V186H166V187H169L170 189H169V191H168V188H167V192L168 193H175V195H176V199H175V202H176V200L179 202V205H175V203L173 202V198H171L172 200L170 201V207H169V209L168 210H164V207L161 205L162 204V202L160 201V196H159V194H158V192H159V190H160V193H162V192H164L162 189H160V187H162L161 186V182H160V184L159 183H154L153 185H156V187L158 186H160L159 187V190H158V192H157V190H156V192H157V196H159V202H160V204H159V202H153V198H152V201H151V204L153 203V205H149L148 203H146V205L143 203V205H138V207H137V203H135V202H137V200L138 199H136V196H134L133 195V193L131 192V194H130V191H129V193H127V195L128 194H130L131 195V198L130 197H127V195H126V201H127V199H129L130 198V200H132V202H133V204H134V206H133V204L131 205L129 202H130V200H129V206H132L133 207V209H132V207H131V209L130 210H128L127 209V211H129L128 212V214H130V217L128 218V221H127V219L125 220L124 219V209H125V211H126V208H125V204H124V208H123V214H121V212H120V215L121 216H124V217H119L118 215H117V217L116 216H114V217H116L115 219H113V217H111V221H112V219H113V222H115V221H117L118 219L117 218H120V227L122 226L123 228H124V226L122 225V221H123V224H125L126 222L129 224V222L131 223V222H133L134 223V221L136 222V225H137V227L139 228V230H141L142 228H147V226L150 228V226H152L151 227V229H149V228H147V229H149V234H154V231L156 230V229H159V225L158 224H160V222L161 221H159V220H161L160 218H162V217H166V216H168L169 217V224H170V221H171V223L173 224V218L174 217H176V212H178V207L180 206V200H178V192H179V187H187V183L188 182H190L192 179H193V176H194V179L196 180V178H198L199 176H197V174L198 173H200L198 170L200 169V168H202V166H203V164H202V161H203V159L201 160ZM13 160H15V158L13 159ZM85 160V159H84ZM125 160V159H124ZM165 160V159H164ZM194 161H195V159H193ZM193 160H191V162H193ZM226 160V161H225ZM238 160V159H237ZM242 160H243V162H242ZM6 161V160H5ZM8 161V160H7ZM10 161H11V159H10ZM152 161V160H151ZM198 161H201L200 163L198 162ZM215 161H216V159H215ZM227 161H228V165H229V163L232 161V163L234 164H232V166H231V163H230V165L228 166L227 165ZM79 162V161H78ZM81 162H82V160H81ZM97 162V164H98V160L96 161L95 160V163ZM153 162V161H152ZM171 162V161H170ZM173 162V161H172ZM190 162V160H188V163H191ZM226 162V163H225ZM13 163V162H12ZM80 163V162H79ZM83 163V162H82ZM94 163V162H93ZM129 162H127V164H128ZM180 163V162H179ZM181 163H182V161H181ZM213 163H214V161H213ZM11 164V163H10ZM86 164V163H85ZM196 164V163H195ZM87 165V164H86ZM89 165V164H88ZM122 165H123V163H122ZM141 165V164H140ZM155 165H156V163H155ZM158 165H159V163H158ZM190 165V166H189ZM224 165H227L228 167H229V170L228 169H225L224 168ZM248 165H250V166H248ZM125 166V165H124ZM192 166V167H191ZM199 166H200V168H199ZM80 167V166H79ZM84 167V166H83ZM90 167V166H89ZM110 167V166H109ZM119 167H120V165H119ZM172 167L174 168V171H173V169H172ZM188 167H191L192 168V170H191V168L189 169ZM194 167V168H193ZM198 167V168H197ZM81 168V167H80ZM112 168V167H111ZM121 168V167H120ZM140 168V167H139ZM166 168V167H165ZM185 168V169H184ZM186 168H187V170H189V172L191 173V175H190V173L189 172H187V170H186ZM252 168H253V170H252ZM75 169V168H74ZM88 169V168H87ZM132 169H134V167H132ZM155 169H156V167H155ZM158 169V168H157ZM195 169V170H194ZM197 169V170H196ZM214 169V170H213ZM89 170V169H88ZM108 170V169H107ZM159 170V169H158ZM185 170H186V173H184L185 172ZM252 170V171H251ZM75 172H76V169L74 170ZM79 171V170H78ZM84 171H85V169H84ZM144 171V170H143ZM192 171V172H191ZM211 171L212 172H214V171H216V172H214V174H215V177L216 176H219V177H217V179H216V181H218V182H216L215 180H214V176L212 177V176H210V178L212 177V179H209V176H206L208 173H210L211 174ZM246 171V172H245ZM111 172H112V170H111ZM119 172V171H118ZM141 172V169L139 170V173ZM173 172V173H172ZM194 172H195V174H194ZM196 172H197V174H196ZM228 172L229 173H231V175L234 173V175H232V176H230V175H228ZM82 173H84V172H81V175H82ZM87 173H88V176H87ZM126 173H129L128 171H126ZM164 173V172H163ZM246 173V174H245ZM86 174V175H85ZM180 174V175H179ZM185 174H186V176H185ZM192 174H193V176H192ZM248 174V175H247ZM75 175V174H74ZM78 175V174H77ZM79 175H80V173H79ZM80 175V176H81ZM84 178L87 180V182H86V180L84 179L83 180V182H82V184H80L79 186L77 185V187H87L88 189H90V187L92 188V190L90 189V191H92V192H94L95 193V191L93 190V183H95V181H94V178H92L90 175H92V174H89V171L87 172V170L85 171V173H84ZM126 175H128V174H126ZM131 175V174H130ZM139 175V174H138ZM143 175L144 174H142V176L141 177H143ZM182 175V176H181ZM197 177H196V176ZM203 175H204V179H203ZM114 176V175H113ZM134 176V175H133ZM147 173H145V177H146V179H145V181L147 180ZM150 176V175H149ZM87 177H88V179H87ZM183 177V178H182ZM206 177L208 178V179H206ZM77 178V177H76ZM78 178H80L79 176H78ZM109 178V177H108ZM128 178V177H127ZM169 178H166V179H163L164 180V182L166 181L167 182V185H168V182H169ZM180 178H181V180H180ZM92 179H93V181H92ZM97 179V178H96ZM95 179V180H96ZM131 179V178H130ZM139 179H140V177H139ZM152 179H153V177H152ZM188 179V180H187ZM88 180H90L91 182H92V184L90 183V182H88ZM103 180V179H102ZM105 180V179H104ZM141 180V179H140ZM139 180V181H140ZM144 180V179H143ZM142 180V181H143ZM168 180V181H167ZM185 180L187 181L186 182V184H185ZM198 179H197V181H199ZM81 181H82V178H81ZM100 181H101V179H99V183H100ZM111 180H109V182H110ZM150 181V180H149ZM196 181V182H197ZM209 181V183L207 184V182ZM212 181V182H211ZM105 182V181H104ZM104 182L102 181V183H100V185L101 184H103V186H101V187H104L105 185H104ZM106 182H107V180H106ZM105 182V184L106 185H108V187H110V185L108 184V182L106 183ZM155 182H156V180H155ZM165 182V183H166ZM174 182V183H173ZM81 183V182H80ZM88 183V184H87ZM98 183V182H97ZM131 183H133V181H131ZM146 183V182H145ZM173 183V184H172ZM183 183V184H182ZM214 183V184H213ZM78 184H79V182H78ZM112 184V183H111ZM159 184V185H158ZM172 184V185H171ZM192 184H193V181H192ZM194 184H195V181H194ZM221 184V185H220ZM76 184H75V182H74V187H76L75 186ZM116 185V184H115ZM149 187H150V189H151V191L152 192H154L155 193V191L153 190V188H154V186L152 185V183H149ZM166 185V184H165ZM171 185V186H170ZM178 185V186H177ZM70 186L72 187V185H71V183H70ZM69 186V187H70ZM97 186H98V184H97ZM118 186V185H117ZM129 186H130V182H129ZM132 186H133V184H132ZM138 186H139V188L141 189V188H143L141 185H139L138 184ZM144 186L146 187L147 185H145L144 184ZM196 186V185H195ZM122 187V186H121ZM148 186H147V188H149ZM171 187H172V189H171ZM174 187V188H173ZM178 187V191L176 190V188ZM205 187V188H204ZM256 188V189H255ZM86 189V188H85ZM115 189L117 190V188L115 187ZM131 189H132V187H131ZM155 189V188H154ZM158 189V188H157ZM164 189V188H163ZM174 189H175V191H174ZM212 189H210V190H212ZM171 190H172V192H171ZM257 191V195L255 194V195H253V194H250L252 191ZM86 191H87V189H86ZM103 191H105V193H107L106 192V190H103ZM108 191V190H107ZM139 191H141V190H139ZM138 191V193H139V195H140V192ZM207 191V190H206ZM222 191V192H221ZM240 191H243V192H241L240 193ZM245 191H246V193H245ZM83 192H84V190H83ZM82 192V193H83ZM100 191H98V193H99ZM119 191H117V196L119 195V193H118ZM124 192H125V190H124ZM134 192V191H133ZM181 192V191H180ZM185 192V191H184ZM208 192V191H207ZM240 193V195L238 194V193ZM247 192H248V194H250L249 196H252L251 198H250V200L249 199H247V200H249V201H247V202H245L246 201V199H244V197H243V199H244V202H242L241 203V201H243L242 200V195L241 194H247ZM260 192V193H259ZM89 193V192H88ZM110 193L112 194V195H114L113 193H114V190H113V192H112V190H109V193H107V195H110ZM135 194H137L136 193V191L134 192ZM186 193V192H185ZM218 193V194H217ZM238 194V196H241L240 198H241V201H239V197L237 198L236 196H235V194ZM103 194V193H102ZM101 194V195H102ZM124 195H125V193H123ZM123 194L121 195V196H123ZM194 194L197 196V198H195L196 199V203H194V207H195V205L197 204V199L200 197V196H198V194L194 191ZM219 194H221V197H220V195ZM116 195V194H115ZM115 195H114V198H115ZM142 195V194H141ZM149 195V194H148ZM148 195H146L147 197H149ZM171 195V194H170ZM192 195V194H191ZM195 195H194V197H195ZM214 195V194H213ZM263 195V194H262ZM83 196H84V193H83ZM90 196H91V193H90ZM93 196V195H92ZM98 196V195H97ZM97 196H96V198H97ZM106 196V195H105ZM143 196L145 197V194H143ZM163 196H164V193H163ZM162 196V200H165L164 198L165 197H163ZM172 196V195H171ZM247 196V195H246ZM245 196V197H246ZM86 198H87V192H86V196H85ZM144 197H143V199H144ZM170 197V196H169ZM173 197H174V195H173ZM201 197H200V199L199 200H202V202L204 201H206V197L204 198V200L203 199H201ZM211 197V196H210ZM237 198V200H236V198ZM108 198V197H107ZM109 198H112V197H109ZM119 198L120 197H118V200H119ZM138 198V197H137ZM208 198V197H207ZM121 199V198H120ZM124 199V198H123ZM149 199V198H148ZM220 199V200H219ZM97 200H99V198L97 199ZM117 199H115V201H116ZM151 200V198L149 199V201ZM95 201V198H93V202ZM121 201V200H120ZM123 201H125V200H123ZM138 201H140L141 202V200H140V198H139V200ZM181 201H182V198H181ZM195 201V200H194ZM209 201V200H208ZM207 201V202H208ZM212 201V200H211ZM92 202V203H93ZM188 202V201H187ZM187 202H185V203H187ZM213 202H214V199H213ZM236 202V203H235ZM120 203V202H119ZM121 203H122V201H121ZM165 203H166V201H165ZM168 203V202H167ZM177 203V202H176ZM184 203V202H183ZM200 203V202H199ZM206 203V202H205ZM238 203V204H237ZM104 204V203H103ZM136 204V205H135ZM93 205V204H92ZM91 204H90V207L92 206ZM121 205V204H120ZM164 205V204H163ZM199 205H201V203L199 204ZM198 204H197V209H193V205H192V210H195V211H197L198 210V206H199ZM208 205H209V203H208ZM207 205V206H208ZM213 205V204H212ZM220 205H219V208H218V206H217V208L218 209H220ZM99 205L97 204V207H98ZM186 206V205H185ZM224 206V207H223ZM93 207H96L95 205L93 206ZM96 207V208H97ZM100 207H101V205H100ZM128 207V206H127ZM136 207H137V210H134V209H136ZM187 207H189V203H188V205H187ZM202 207V206H201ZM213 206H211V207H209L210 208V210H211V208H212ZM121 208V209H122ZM167 208H168V204H167ZM177 208V209H176ZM180 208V207H179ZM182 208H183V206H182ZM203 208H206L205 206H204V204H203ZM208 208V207H207ZM208 208V209H209ZM121 209H120V211H121ZM213 209L215 210V207H213ZM220 209V210H221ZM133 210V211H132ZM169 210H171V211H169ZM192 210H190V211H192ZM210 210H209V213H208V215L211 213L210 212ZM161 211L163 212L164 211V213H161ZM189 211V212H190ZM216 211H217V209H216ZM263 211V214L261 213ZM90 212H92L91 210H90ZM165 212H167V214L165 213ZM179 212H180V210H179ZM198 212H199V210H198ZM201 212H203V211H201ZM201 212H199L198 214H200ZM218 212V211H217ZM217 212H216V214L215 215H217ZM233 212H236L235 214H237V217H234L235 216V214L233 213ZM126 213V212H125ZM133 213V214H132ZM169 213V214H168ZM207 213V212H206ZM184 214V213H183ZM194 214V213H193ZM193 214H192V216H190V217H193ZM91 215V214H90ZM92 215H93V213H92ZM135 215V216H134ZM186 215V214H185ZM185 215H184V217H185ZM208 215H205V212L204 213H202V218H204L203 216H206L207 218H208ZM211 215V214H210ZM213 215H214V213H213ZM218 215H220V213L218 214ZM224 215H226V214H224ZM233 215V217H231ZM212 216V215H211ZM221 216V215H220ZM126 217H127V215H126ZM181 217V216H180ZM227 217V215H226V217H224L225 218V220H224V222L226 223V222H228L229 221V218ZM150 218H151V220H150ZM170 218H171V220H170ZM189 217H187V219L186 220H184V223L187 221L188 222V226L187 227H184V224L182 225V227H180L181 226V223L179 224V228L177 227L176 229L174 228L172 231H170L171 232V239H172V235L174 234V239L171 241V239H169L172 243H173V245L171 246L170 244H171V242H165L164 244L166 245L167 244V248H169V250L171 249V248H173V247H175V253H176V248H178L179 249V247L181 246V248H182V251H184L185 252V249L187 250V252H185V254L186 255H188V260H189V256H190V258L192 259V258H195L194 260H197V261H200V264H205V262H207V264H216L215 263V261H214V259L216 260V256H217V259L221 256L222 257V259H223V256H225L226 258L223 260V261H225V262H227L226 261V259H228V258H230V260H233V258L234 257H236L234 260L235 261H238V262H242V264H252V262L253 261H255L256 262V264H259V262H260V264H261V259L263 260V256L261 255V253H260V251L259 250H255L256 248V246H257V248H259V245L260 244H262L263 245V243L262 242H264V240H262V239H264V237H263V235H264V225L262 224L261 226H259V230L258 229H256L255 230V227H254V230L253 229H251L250 230V228H248V231H250V234L252 233V231H253V235L252 236H250V235H248L249 234V232H246L245 233V235H242L241 234V236L239 235L238 237H236L238 240H239V237H241L240 238V240H239V242L237 241V239H236V242H237V245H239L240 244V242H241V244L239 245V246H241L242 248L240 249L239 248V246H237L236 245V248L234 247V250L233 249H230L229 251L228 250H226L227 248H228V245H227V241H228V243L230 244V243H232L233 242V244H232V246H234V242L235 241H231L232 239H230V240H227L226 241V246L224 245V248H223V244H220V241H219V243L217 242V244L218 245H220V248L218 247V249H217V247L215 248V246H216V240H212V238H213V236H215V239H216V235H218L219 233L217 232V230H218V227L220 226L219 224H218V226H217V228H213V226L215 227L216 225H217V220H216V225H213L212 226V224L214 223V221H212V223H211V225H209V228H210V230H211V228L213 229V231L215 230V229H217L215 232H216V235L214 234V232L212 233V234H214V235H212L210 232H209V228H208V226L206 227L207 228V230L206 231H204V229H205V226L203 227L204 229L202 230V227H197V225H194L192 222H193V219H192V222H191V218H189ZM197 218V217H196ZM213 218V217H212ZM222 218H223V215H222ZM226 218H228L227 220H226ZM121 219H122V221H121ZM134 219V221H132ZM137 219V220H136ZM158 219V223H157V221L156 220ZM165 219H167V217L165 218ZM183 219V218H182ZM194 219H195V216H194ZM218 219V218H217ZM110 220H108V221H110ZM115 220V221H114ZM142 220V221H141ZM149 220H150V222H149ZM155 220V222H153V221ZM162 220H163V218H162ZM168 220H166V221H168ZM176 220H178V218L176 219ZM200 221L202 220V222H200L201 224L202 223H204L205 224V222L203 221L204 219H199ZM198 220V221H199ZM206 220V219H205ZM208 220H210V218L208 219ZM110 221V222H111ZM138 221H140V223H138ZM144 221L146 222H148V224H145L144 223ZM164 221V220H163ZM162 221V222H163ZM118 222V221H117ZM142 222L145 224V226L143 227H141L140 228V224H142ZM211 222V220L210 221H208V223H210ZM220 222H221V220H220ZM223 222V221H222ZM241 222L244 224H241ZM152 223H153V225H152ZM192 223V224H191ZM224 223V224H225ZM253 223V222H252ZM135 224V223H134ZM144 224H142V225H144ZM157 224V225H156ZM164 224H166V223H164ZM164 224H163V226H164ZM168 224V225H169ZM192 226H191V225ZM220 224H223V223H220ZM249 224H251V222H249ZM98 225V224H97ZM105 225V224H104ZM108 225H110V224H108ZM108 225H106V226H108ZM113 225V224H112ZM117 225H118V223H117ZM116 224H115V227L117 226ZM150 225V226H149ZM168 225L166 224L164 227H165V230H167V227H168ZM200 225V224H199ZM203 225V224H202ZM101 226H103L102 224H101ZM127 226V225H126ZM126 226H125V228H124V230L126 229V230H128V228H126ZM162 226V225H161ZM170 226H171V224H170ZM196 226V227H195ZM225 226H226V230L225 229H223V226H222V228H221V230H222V234L224 235V233H223V230H225V234H226V232L228 233V230L227 229H230V228H228V226H227V224H225ZM255 226H256V224H255ZM263 226V227H262ZM86 227V226H85ZM99 227V226H98ZM221 227V226H220ZM252 227V226H251ZM262 227V228H261ZM103 228V227H102ZM106 228V227H105ZM104 228V229H105ZM108 228V227H107ZM130 228V227H129ZM133 228V227H132ZM134 228H135V225H134ZM170 228V227H169ZM225 228V227H224ZM99 229H100V227H99ZM114 229V228H113ZM146 229V230H147ZM162 229V228H161ZM161 229H159L160 231H161ZM180 229V230H179ZM232 229H233V227H232ZM244 229V228H243ZM245 229H247V227H245ZM27 230H29V229H27ZM26 230V231H27ZM82 230V229H81ZM98 230V229H97ZM94 231V230H91V229H87V231H85V232H83V231H79V232H77V233H75V234H73L72 236L71 235H69L70 236V241H69V239H66V240H68L69 241V243L67 242V244H70V242H71V244H76V242H79V244H78V246H79V248H80V246H81V251H82V253H83V255H84V258L86 257V260H84V261H82V259H80L79 260V262L77 263V264H100L99 263V257L100 256H102L101 254H103V252L105 251V248H106V245L108 246V244H109V248H110V244L112 245V243L114 244V242H112V240H114L115 241V237H114V239L112 238V240H111V237H113V235H111V237L109 236V234H110V231L109 232H107L106 233V230H105V232H101V231H104V230H98V231ZM120 230V229H119ZM121 230L123 231V229L121 228ZM125 230V231H126ZM134 230V229H133ZM139 230H137V231H139ZM176 230V231H175ZM235 230V229H234ZM233 230V231H234ZM260 230H262V234H261V231ZM7 231L9 232V233H7ZM7 231H5V233H3L2 235V238H1V242H2V244L4 245L3 246V249H2V251H1V248H0V252L2 253V254H0L1 256L6 252V248H7V245H6V242L7 241H10L11 242V240H13V243H11L12 245H14L15 244V242L16 241H19V244L21 243V241L22 242H24L25 243V241H24V234L25 233H22L21 231H16L15 230V232H14V229H13V232H12V229H9V230H7ZM124 231V232H125ZM136 231V229L134 230V233H132V229H131V231H130V229H129V232L133 235V234H137L138 236H139V234H143L142 235V239L144 238V233H137V231ZM145 231V230H144ZM143 231V232H144ZM169 231V230H168ZM173 231H175V233H173ZM231 231L232 230H230L229 231V234L231 233ZM245 231V230H244ZM31 232V231H30ZM117 232L118 231H116V234H117ZM127 233L126 235H129L130 233ZM159 232V231H158ZM212 232V231H211ZM219 232H220V230H219ZM243 232V231H242ZM259 232V233H258ZM33 233V232H32ZM119 233V232H118ZM169 232H167V234H168ZM220 233V237H221V234ZM256 233H257V236H256ZM113 234V233H112ZM120 234H121V232L119 233V235H118V237H120ZM130 234V235H131ZM157 234H159V233H157ZM210 234V235H209ZM228 234V235H229ZM234 234V233H233ZM244 234V233H243ZM123 235H124V233H123ZM147 235V234H146ZM208 235V236H207ZM237 235V234H236ZM235 236V235H234ZM233 236V237H234ZM243 236V237H242ZM108 237H110L109 238V241H108ZM118 237H116V241H118ZM140 237V236H139ZM155 237V239H156V235L154 236ZM220 237H219V239H220ZM260 237V238H259ZM132 238H133V236H132ZM136 238V237H135ZM148 236H147V241H148ZM226 238H227V236H226ZM29 239V238H28ZM82 239V240H81ZM131 239V238H130ZM141 239V240H142ZM152 239V238H151ZM154 239V240H155ZM255 241H258V242H255ZM66 240L64 241V240H61V241H64L63 242V244H61V246L63 245H66ZM107 240V241H106ZM134 240V239H133ZM168 240V241H169ZM233 240H235V238H233ZM243 240H244V243L246 244V247H245V244H243ZM262 240V241H261ZM15 241V242H14ZM211 241H214V242H211ZM225 241V240H224ZM51 242V241H50ZM55 242V241H54ZM56 242H57V240H56ZM105 242V244H103ZM139 242V241H138ZM144 240L142 241V243L140 244L139 243V246H140V248H141V245L143 244V248H144ZM261 242V243H260ZM137 243V242H136ZM147 243V242H146ZM145 243V244H146ZM152 243H153V239H152ZM175 243V244H174ZM223 243V242H222ZM251 243L252 244H254V248H253V246L251 245ZM255 243H257V244H255ZM80 244H82V245H80ZM117 244V243H116ZM148 244V243H147ZM150 244H151V242L149 243V246H150ZM169 244V245H168ZM23 245V244H22ZM50 245V244H49ZM165 245H162V246H165ZM176 245H178V247L176 246ZM217 245V246H218ZM247 245H248V250L246 249L247 248ZM2 246V245H1ZM9 246V245H8ZM62 246V247H63ZM75 246V245H74ZM74 246H73V248H74ZM77 246V245H76ZM75 246V247H76ZM116 246V245H115ZM115 246H114V248H115ZM136 246H138V245H136ZM139 246H138V249H139ZM170 246V247H169ZM231 246V245H230ZM249 246H251V248H249ZM54 247V246H53ZM113 247V246H112ZM118 247H119V245H118ZM125 247V246H124ZM238 247V248H237ZM243 247H244V249H243ZM48 250H49V252H46V253H44L45 251H44V249H43V255H45V256H47V259H49L50 261H51V259H52V264H55V262L57 263V264H61V260L59 261L58 260V258H60L59 257V255L61 254H59L58 252H52V251H50L51 250V247H49L48 246ZM72 248V249H73ZM109 248H108V250H109ZM114 248L112 249V250H114ZM117 248V247H116ZM126 248H128L127 246H126ZM131 248V247H130ZM149 248V250H151V248L150 247H147V249ZM158 248H160V247H158ZM180 248V249H181ZM231 248V247H230ZM254 249V251H256V254H255V252H253L252 253V251H253V249ZM5 249V250H4ZM46 251H47V246H46ZM72 249L70 250V252H69V254H68V252H64V251H62L63 253H65L66 254V256H64L65 257V259H67L66 257H67V255H68V259L70 260V258H72L71 256H69V255H73V253H74V249H73V251H72ZM145 249V248H144ZM207 249V250H206ZM208 249L210 250V252L208 251ZM213 249L215 250V252H213V254L215 255H213L214 256V259L212 258L211 259V254L210 253H212V251H213ZM242 249H243V251H242ZM247 251H246V250ZM53 250V249H52ZM80 250V249H79ZM107 250V251H108ZM110 250H111V248H110ZM143 250V249H142ZM212 250V251H211ZM236 250V251H235ZM241 250V251H240ZM246 252H245V251ZM262 250V249H261ZM264 250V249H263ZM116 251H117V249H116ZM123 251H125V250H123ZM137 251H139V250H137ZM141 251V250H140ZM143 251H145V250H143ZM143 251H141L142 253H143ZM152 251V250H151ZM180 251V250H179ZM217 251V252H216ZM222 251L224 252V253H222ZM226 251H228V252H230L231 253V255H226L227 253H226ZM233 251V252H232ZM258 251H259V253L260 254H258ZM119 252H121L120 250H119ZM146 252H147V250H146ZM153 252V251H152ZM178 252V251H177ZM181 252V251H180ZM208 254H207V253ZM235 252H236V254H235ZM263 252V251H262ZM24 252L22 251V254H23ZM80 253L81 252H79V255H80ZM113 254H114V251L112 252ZM127 253H129V251L127 252ZM141 253V254H142ZM172 253V254H171ZM173 253H174V251L173 252H171V251H169V256H172L173 255ZM174 253V254H175ZM203 253L204 254H207V256L205 257L204 255H203ZM226 253V254H225ZM76 254H78L77 252H76ZM106 254H107V252H106ZM124 254V253H123ZM125 254H126V252H125ZM179 253H177V254H175V258L178 260L177 262H179L180 260V258H178L180 255H178ZM210 254V255H209ZM233 254H235V255H233ZM263 254V253H262ZM25 255V254H24ZM40 255L41 256H43L41 253H40ZM55 255V256H54ZM62 255V254H61ZM82 255V256H83ZM104 255H105V253H104ZM117 255V254H116ZM116 255H114V256H116ZM163 255H164V252H163ZM178 255V256H177ZM186 255L184 256V254L182 255L181 254V256L180 257H182V256H184V257H186ZM237 255V256H236ZM258 255L260 256V258L258 257ZM32 256V255H31ZM36 256V255H35ZM56 256H58L57 257V260H55V262L53 261L54 260V257H56ZM106 256V255H105ZM162 256V255H161ZM177 256V257H176ZM233 256V258H231ZM261 256H262V258H261ZM37 257V256H36ZM70 257V258H69ZM88 257V258H87ZM125 257V256H124ZM129 257H130V254H129ZM166 257V256H165ZM35 258V257H34ZM104 258V257H103ZM146 258V257H145ZM163 258V257H162ZM42 259V258H41ZM46 259V260H47ZM65 259H63V262H65L66 260ZM68 259H67V261H68ZM109 259H110V256H109ZM124 259L125 258H123V261H124ZM160 259H161V257H160ZM163 259H165V258H163ZM176 259H175V261H176ZM184 259V258H183ZM211 259V260H210ZM260 259V260H259ZM23 260H24V263H25V258H23ZM32 260V259H31ZM44 260V259H43ZM74 260V264L76 263V261L78 260V258H76V259H73ZM96 260H98V261H96ZM113 260H114V258H112L111 257V260L110 261H112L113 262ZM129 260V259H128ZM127 260V261H128ZM166 260V259H165ZM182 260V259H181ZM193 260V259H192ZM191 260V261H192ZM230 260H228V262H227V264H230L229 263V261ZM22 261V260H21ZM20 261V262H21ZM27 261H29V260H27L26 259V262ZM72 261V260H71ZM100 261H102V259L100 260ZM109 261V262H110ZM167 261L168 260H166V263L165 264H167ZM210 261H211V263H210ZM214 261V262H213ZM17 263V264H21V263ZM38 261H37V259H36V263H37ZM45 262V261H44ZM62 262V263H63ZM98 262V263H97ZM103 262V264H104V261H102ZM171 262H172V260H171ZM183 262V261H182ZM219 262H221V261H218L217 263H219ZM24 263H22V264H24ZM35 263V264H36ZM46 263V262H45ZM51 263H47V264H51ZM105 263H107L108 264V262L105 260ZM111 263V262H110ZM129 263H130V261H129ZM128 262H127V264H129ZM160 264H163V263H161V261L159 262ZM159 263H157V264H159ZM27 264V263H26ZM28 264H30V263H28ZM40 264V263H39ZM64 264V263H63ZM66 264H68V263H66ZM73 264V263H72ZM118 264H119V262H118ZM120 264H121V262H120ZM122 264H124V263H122ZM125 264H126V261H125ZM183 264H185L184 262H183Z\"/></svg>",
  "mask_w": 264,
  "mask_h": 264
},
{
  "label": "snow or ice",
  "instance_id": "snow-or-ice-1",
  "mask_svg": "<svg viewBox=\"0 0 264 264\" xmlns=\"http://www.w3.org/2000/svg\"><path fill=\"white\" fill-rule=\"evenodd\" d=\"M5 8H8L10 7V5H4ZM232 7H244L243 5H233ZM262 14H264V8H262ZM226 239L225 236H221L220 237V241L221 243ZM188 264H200V261H197V260H192V261H189ZM205 264H207V262H205ZM220 264H227V262L225 261H221ZM231 264H242V262H238V261H235L233 260L231 262ZM252 264H256L255 261L252 262ZM262 264H264V262H262Z\"/></svg>",
  "mask_w": 264,
  "mask_h": 264
}]
</instances>
